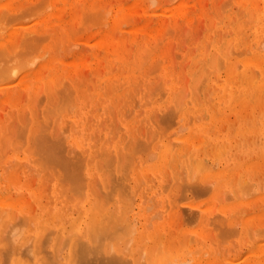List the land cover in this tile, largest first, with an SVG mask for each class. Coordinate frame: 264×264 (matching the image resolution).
<instances>
[{
	"label": "rangeland",
	"instance_id": "374dc122",
	"mask_svg": "<svg viewBox=\"0 0 264 264\" xmlns=\"http://www.w3.org/2000/svg\"><path fill=\"white\" fill-rule=\"evenodd\" d=\"M54 1H56L57 3L54 2ZM179 1H181V2H179ZM254 1H256V3H257L256 5H255V2ZM254 1L252 0L250 2V0H247V1L246 0H187V1L186 0H53V1L52 0L51 1L50 0H45V1L44 0H4V1L3 0H0V13H1V15L3 14L2 11H4V9L6 10L5 11L6 12L5 15L8 14V13H11L10 11L13 12L11 14H14L16 12L14 14L16 16H13L14 18L16 17V19H14L12 16H11L12 17L11 18L10 17V14L8 15L10 17V19L8 18V16L7 17L5 16L6 17V20L8 19L10 21L9 23H7V26L5 24L7 21L4 22L5 21L4 14L2 16L3 18L2 17L0 18V26H1V28H0V43L1 44L3 43L2 46H0V49H1V47L7 49L8 51L7 50L6 51L8 53H10V54L6 53V55L7 54L10 55L11 58L14 55L13 60H10L11 58L9 56H7L8 58H6V56L0 57L1 58L0 61L3 59V63L0 62V63H2V64H0V70H2V71L4 70V72H5V73H2V71H1L2 75L3 74H6L7 70H8V72L11 71L10 74L11 73L14 74L13 72H15L16 69L18 68V71L15 72V75H12L11 74L10 79L8 78L9 77L7 75L8 73L6 74L8 77L6 75H4V76L0 75L4 79L3 80V79L0 78V105L1 104L3 105V103H4L3 106H0V112H1L0 113V115H1L0 116V120L2 119L1 121L3 122V125H2L3 128L0 126V138H1L0 139V144H1V147H2L1 149H3V150H6L7 149L6 152L3 151V150L0 151L1 152L0 155H2V154L5 153L4 156H0L1 157L0 158V165H1L0 166V170H1L0 171V180H1L0 181L1 182L0 183V197L3 196L2 198H4V202H0V210L1 209H2V211L5 210L3 212L2 211L0 212V215L3 213V215H1V218H0V248H1V250H0V253H1L0 254V264H14V263L16 264V263H19V262H20V264H24V263H28V262H32V264H47L49 260H50V262H49L50 264L54 263V261L57 264H69L70 262H69V259L68 258H70V259L72 258L70 256L71 255L70 254V252H71L70 250L74 249V247H72V249H70L71 248L70 245L74 242V239L78 236V235H75L76 234L75 231L72 230L75 233L74 234L71 231V229H76L77 228V230H79V233L78 234H82V233H85V231L87 230V228L89 227V225L91 226V224H89L87 222L89 220H87L86 218L89 217L88 214L91 215L90 212H91L92 208H90V207H97L96 204H99V203L101 204L103 202V200H101L102 202H100V199L99 200L97 199L99 197V196L97 197V195H100V198H101V197H103L101 195L103 193H105V191H106V189L104 191V188L105 187L102 184V183H104V181L101 182L102 181L101 179H102V173L106 171L107 166H109L107 170L109 171V174H110V176H108V172L107 171L105 172V173H107L106 176H108L107 179H105V182L107 181V183L109 182L108 180H110L109 177H111V174H112L113 178L116 179L115 176H117V178H118V176L120 174L123 176V175L127 174V172H128V175H127L128 178L126 180L128 181V183L130 185H129V187H127L128 186V183L126 182L127 183V186H125L126 188L125 189L123 188L124 189V190L122 189L123 192L120 191V193H124V195L128 194L130 197L127 198L128 195L127 196H123L121 194L122 195V198H121V195L118 196V194H119L118 192L119 191H117V190H119V189L117 187H116L117 188L116 189L115 186H113V188L116 189V191L114 192V189L110 187L111 189H113L112 191L114 192L113 193V196L111 195L112 196V200L110 198L109 203H108L107 198L109 199L110 196L109 197H106V196H107V194L108 195H110V193L112 194V192H109L108 193V191H107L106 192L107 194L106 193L104 194V196L106 195L105 198H106V201H107V206H106V204L105 205H102L103 207L105 206V208L103 210V207L102 206L100 207V204H99L98 207H100L102 209H100L98 207L96 209L100 210V212L98 210L93 212L95 214L92 215V216L98 215L100 213L99 214L100 216L98 215V218H97V216H95V218H93L92 221H89L91 223L93 222V227L94 228H95V226L97 225L98 222L99 223L102 222V220H101L102 217L101 216H103L102 219L104 220V224L107 223L106 222L107 219L110 220V221L108 220V223H107L108 225H110L109 228L107 226L108 231H110V233L107 231V234H109L108 236L110 237L111 233L114 234L115 231L118 232V234H114L115 237L117 236L116 238L113 235H111L110 238H107L106 237L109 241L105 239L106 241L104 240L102 242L103 243L102 244V247L105 245V243H106V246H107L109 244L108 242H110V241H111L110 244L112 243L111 245H113L115 242H118L117 245H119L124 251L126 250L125 248H127V246H128L127 249H129V252H128V250L125 251L124 252L125 255H127L128 257H130L131 255H129V254L132 253L134 257L137 256L136 258L138 259V261H139V257H142V254H138L136 252H138L139 250H141V251H139L140 253H143L144 252L143 257H142V259L144 258V260H140V263L141 264L143 262H144L143 264H150L151 261L149 262V259L146 258V256L152 257V255H153V257H155V255H156V257H157V255H158V257H159V255H161L162 251H163V256L162 255L160 256L161 257V260L160 259H157L155 264H159V261L162 264H165V263L166 264H169V263L170 264H179V263L180 264H188V263L189 264H203V263L204 264H207L206 262H208V258L210 259V256H211V258L214 257V259L212 261L214 263H212V264L218 263V260H219V262L222 261L223 264H226V261H227L226 259L227 258H230V260L235 261L236 260L235 258L234 259H231L233 256H235L236 258L237 257L239 258V259L237 258V260L234 263L236 264V262H237V264H241V262H243L244 259L246 260L250 256V255H247L248 254L247 253L248 251L250 253H251V251L254 252V254H253V252L251 253V256L250 257H252V256L255 257L256 256L257 259L258 258L260 259V260H258L259 261L258 262L255 258L252 257L254 260L252 259L253 262L251 263V258H248L251 264L256 263V261H257L258 264L259 263L260 264H264V258H262V257H264V252H261L260 253L261 250L264 251V249H261V247H260V246L264 245V229L258 230L259 228H264V225H262V224H264V221H262V220H264V218H262V217H264V213H262V212H264V198H262V197H264V193H262V192H264V177H262V176H264V170H262V168H264V166H261V168H259L258 165L255 166L256 161L258 162L260 160L259 162H262L261 160L264 159V151H262V150H264V127H262V126H264V106H262V105H264V95H262V94H264V91H262V89H259V88H257L254 92L251 90V89H253V86H255V85H257V87H258V85L260 83L264 84V82H260L261 80L264 81V76H262V75H264V71H262V68H264V65L259 66L261 64V61H262L261 60V57L264 56V45H261V44H264V38H261L262 40L259 39L256 42H255V40H252L251 39L252 38V33H253V28H255V26L257 24L256 21H257L258 16H259V14L264 13V4H262V3H264V1H261V0H254ZM43 2H44V6H42L43 5L42 4ZM249 2L250 3H253L255 6L253 4H252L253 5L252 7L248 6V5H250ZM24 3H25V5H24ZM78 4H79V6L81 4V7H78ZM127 4H128V6H127ZM19 5L20 6L23 5V6L20 7ZM177 5H178V7H177ZM182 5H183V7H182ZM133 6L134 7L136 6L135 7V10H132V9H134ZM259 6H261V10L258 11V12L257 11H254L253 13L255 15L249 14V13H251L252 10H254L253 7H257V9H260ZM176 7H177V9H176ZM23 8L25 9L26 13H25V11H24ZM39 8H40V10L37 12L36 10H38ZM57 8H58V10L59 9H61V10L58 11ZM251 8H252V10H251ZM106 9L109 10V11H107V13H106ZM181 9H183V10H181ZM220 9H222L220 12H222L224 10L223 13H220L219 12ZM30 10L32 11V13L30 12ZM99 10H101V12ZM239 10H240V13L242 15L239 13ZM55 11L57 12V14H55ZM214 11H216V12H214ZM261 11H262V13H260ZM59 12H61L62 14L60 15ZM70 12H71V14H70ZM91 12L92 13L94 12V13L92 14ZM55 15H57L59 17H56ZM250 15H252L253 18H251L252 16H250ZM101 18H103V19H101ZM208 18H210V19H208ZM1 19H2V21H1ZM247 19H250V22H248ZM104 20H106V22ZM149 20H151V21H149ZM172 20H173V22H171ZM246 20H247V22H246ZM213 21H216L217 22V23L215 22L216 23L215 26H213L214 24L212 25V23H214ZM54 22H55V24H53ZM245 22H246V24H245ZM1 23H4V25L3 24L1 25ZM79 25H80V28H78ZM82 25H84V26H82ZM207 25H208V27H207ZM241 25H242V28H243V29L241 28L242 31H241V29L239 30V28H238V27H241ZM132 26H133V29H132ZM141 26H143V27H141ZM159 26H160V28H159ZM3 27H5V28L2 29ZM127 27L130 28L131 30H129ZM84 28H86V29H84ZM141 28H142V30H141ZM153 28H154V30H153ZM235 28H236V30L238 29L237 32H236ZM163 29H164V31H163ZM184 29H187L186 30L187 32ZM11 30H13V31H11ZM71 30H72V32H71ZM229 30H230V32H229ZM62 31L65 32V33H63ZM206 31H207V33H206ZM26 32H27V34H25ZM30 32H33L35 34V36H33L34 34H31ZM42 32H43V35H45V36L42 35ZM239 32H241V33H239ZM243 32L246 34L244 36V38H246V39H244L245 42L246 41L247 42L249 41L248 43H246L248 45V46H246V48L243 47V43H241V41H239V43L236 42L237 38L239 36H241V35L244 34ZM11 33H14L15 36L13 34H11ZM28 33H30V34H28ZM48 33H49V35H48ZM60 33H61V36L62 37L61 36H58V35H60ZM170 33H172V34H170ZM183 33L185 34V36H184ZM219 33H220V38H219ZM8 34L9 35L11 34V36H13V38L10 37V40H9L7 38V35ZM63 35H65V36H63ZM209 35H211V37ZM234 36H236V37H234ZM34 37H35V40L37 39L36 40L37 42H35ZM66 37L68 38V40H67ZM5 38H7V39H5ZM15 39H16L17 42H13V40L15 41ZM207 39L209 41H206ZM24 40L26 42L28 41L27 44H26V42ZM31 40H33V41H31ZM157 40H160L161 43H159L160 41L158 42ZM181 40L182 41L184 40L183 43H182ZM260 40L262 41V43L259 42ZM156 41L158 42L157 44L155 43ZM10 42H12V43H10ZM22 42L23 43L25 42L24 45H27V46H24L22 44ZM30 42H32V44L35 45V46L32 47L31 46L32 44L30 45ZM33 42H35V43H33ZM62 42H64V43H62ZM152 42L155 43V46H154L155 48L150 47V46L153 45ZM208 42H209V44H208ZM20 43L23 45V47H21V44ZM39 43L41 44V46L39 45ZM113 43H114V45H113ZM148 43H150V44H148ZM205 43H206V45H205ZM231 43H232V46L230 45ZM9 44H11L12 47L15 46L14 48H12L14 50H12V49L9 50V48H8L9 47ZM18 44H20V45H18ZM130 44H132V45H130ZM142 44H143V46H144V48L146 50H147L148 47L150 48V50H151V48H153L152 51H150V53L148 54L146 52V50H144ZM28 45H30V46H28ZM110 45H111V48L109 47ZM249 45H253L252 46V50L248 48ZM258 45L262 46V48L258 47ZM3 46H6V47H3ZM56 46H57V48H56ZM229 46L232 47L233 53L231 51H228L229 53L226 52V49L230 48ZM17 47H18V50H16V52H15V49H17ZM29 47L34 48L33 50L36 49L35 50L36 53L34 51H33L34 53L32 52L34 54L33 56H35V54H36L35 57H33L31 55L32 54V53H30L31 52V50H30L31 48H29ZM205 47H206V49H205ZM54 48H56L57 50L54 49ZM58 48H60V50ZM162 49L164 50L163 53H162ZM26 50H29V51L26 52ZM245 50H247V52ZM12 51L15 52V54ZM57 51H60V52L57 53ZM144 51L146 52L147 55L145 53H142ZM241 51H243V52L242 53H239ZM215 52L218 54V56L215 55L216 54ZM175 53H177V56H176ZM213 53H214V56L212 57L211 54L213 55ZM238 53L240 55H237ZM4 54L5 53L2 50L1 55H4ZM143 54H145V55H143ZM204 54H205V56H204ZM247 54H248V56H251V57H254V55H257V56L259 55L261 57L259 58V56H258V58L260 60V61L257 60L259 62L258 65H255L254 67L251 66L253 68V70L255 69L254 71L253 70L251 71V68L250 67H249L250 69H248L249 72H252L251 75H253V76L255 75V77L251 76L252 78H255L254 80H252L255 85L254 84H252V85L251 84H248V82H249L248 81L243 87H241L239 85L237 86V84L241 82V79L245 83V80L243 78H241V77H243V75L240 74V70L242 71L244 69V66L242 65V63L245 60L244 57L248 58ZM40 55H43V56L41 57ZM15 56H17L16 59H15ZM215 56H217L216 57V61H218V62H219L220 59H223L222 60V63H221L222 65L219 62V68L221 67L219 69V71L215 70L217 68L216 66H218V63L217 62L215 63V59L212 60L213 58H215ZM257 56H255L256 59H257ZM26 57H28V58H26ZM143 57H145L146 59L144 58L145 59L144 60ZM18 58H20V59H18ZM29 58L33 59L34 61L33 60L32 61L34 63H30L29 62V60H30ZM158 58L161 61V62L158 63V64L161 63V65H160L161 67H159V68H158V65L156 64ZM262 58H264V57H262ZM6 59H7V61L10 64L6 61ZM26 59H27V61L31 65L26 61ZM234 59H235L236 62H234ZM16 60H18V61H16ZM12 61L14 62V65L17 64L16 65L17 68L15 67L16 69H14V70H12L13 69V66H14V65H12L13 64ZM20 61H21V63H19L20 65L18 66V62H20ZM46 61H48V62H46ZM54 61L55 62L57 61L58 63H55ZM68 61H70V62H68ZM155 61H156V63H154V64H156V68H155V72H154V69L151 68V67L154 66V64L152 62H155ZM166 61L169 64H167ZM26 62H27V64H26ZM233 62L236 63V66H235L236 68L235 69L233 67L235 65ZM7 63H8V65H11V66H8ZM38 63L39 64L42 63L43 65L41 64L39 66ZM209 63H210V65H209ZM4 64H6L7 66H5ZM23 64H24V66H23ZM174 64H175V66H174ZM262 64H264V63H262ZM97 65H98L99 68L97 67ZM139 65H140V67H139ZM237 65H239V67H237ZM252 65H254V64H252ZM182 66H183V68H182ZM257 66H259L261 69L259 67H257ZM6 67H8V68L11 67L12 69L10 68V69L5 70ZM19 67H20V69H19ZM21 67H22V69H21ZM40 67H43L42 69L44 71ZM230 67L233 69V72L232 73H234V74L236 73V75L238 74L237 77L234 74L228 73L229 71H232V69H230ZM36 68H39L38 70L41 69V71H43V72L40 71V73H41L40 74L39 71ZM150 68L153 70V72L152 71L150 72V70H151ZM156 69H157V71H156ZM30 70L32 72L31 74H30ZM94 70H95V72L97 74L94 72ZM147 70L150 73L149 72L146 73ZM159 70H161L162 73ZM214 70L216 71V73H215ZM33 71H34V73H33ZM97 71H99L101 73H99ZM122 71L125 72V73H122ZM185 71H187V72H185ZM78 72H80V73L78 74ZM84 72L87 73L86 76H85L86 73L84 74ZM199 72L202 73V74L200 73L201 75H204V74L206 75V79H205L204 76H201L202 78H204L203 80H201V81H203V82H200L201 84L199 83V79H200L199 78L200 77ZM42 73H43V75H42ZM53 73H55V75H53ZM112 73H113V75H112ZM160 73H161V75H158ZM33 74L35 76H37V77H35ZM37 74H39V75H37ZM137 74H139V76H136ZM40 75H42V76H40ZM52 75H53V77H51ZM108 75L109 76L112 75V78H111V76L109 77ZM197 75L199 76L198 78H197ZM232 75H234L236 77V78L234 77L236 79L235 86L241 87V89L243 90L244 94L246 95V96H244V94H243L241 97L234 99L237 103L236 102L235 103H228V92H227V95L225 94L226 93L225 91L229 88L230 83H232V79H230ZM92 77L94 79H91ZM156 77L158 78V80H157ZM15 78H17V79H15ZM82 78H84V79H82ZM218 78H219V80H218ZM252 78H250V79H252ZM160 79H161V81H159ZM186 79H187V81H186ZM196 79H197V81H195ZM37 80L39 82L41 80V82L38 83ZM66 80L69 82V84L66 82ZM92 80L95 81V82H92ZM257 81H259L260 83L259 82L257 83ZM29 82H30V84H29ZM48 82H50L49 85H48ZM91 82H92V84L94 83L93 85H96L95 88H94V86H91ZM108 82L110 83V85H111L110 87L111 88L109 87V83ZM159 82H161L162 84L159 83ZM250 83H251V81H250ZM36 84H39V87ZM157 84L158 85H162L160 87L164 91L166 90L165 93L163 92V90L161 91V89L159 88V86H157ZM197 84H198V86L200 85V87H198ZM60 85H61V87H60ZM69 85H71V86L68 87ZM169 85H171V86H169ZM224 85L227 88L225 90L223 89V86ZM51 86H53L55 90L57 89L56 87H58V89L55 91L54 89H52L53 87H51ZM115 86H119V87L116 88ZM172 86L175 87V89ZM32 87H34V88H32ZM91 87H93V88L91 89ZM139 87H141V88H139ZM209 87H210V89H209ZM261 87L264 88V85H262ZM50 88H51V90H50ZM114 88H116V89H114ZM137 88H138V90H137ZM213 88H216V89H213ZM134 89H136V90H134ZM153 89L154 90L157 89L156 91H160V92H157L158 94L157 93L155 94V92H154ZM196 89H199V90L197 91ZM9 90H11V91H9ZM46 90H49L50 92L49 91H46ZM53 90L55 92H57V94L55 92H53ZM150 90L153 91L151 96H150V94H151V91ZM20 91H22L23 94ZM34 91L35 92L38 91L37 93L39 95H37V93L35 94ZM77 91H79L80 93L77 92ZM208 91H209L210 95H208L209 94ZM258 91H259V93H258ZM31 92H32V94H31ZM47 92L49 93V95H48ZM87 92L89 94L91 93L90 95L89 94L87 95V96H89V99L85 95V94H87ZM204 92H206L207 94L204 93ZM20 93H21V95H20ZM54 93L56 94V95H53L55 98L52 96V94H54ZM59 93H60V95H58ZM81 93L84 94L86 96V98ZM99 93H100V95H99ZM234 93H235V91L233 93H231V100L233 99ZM253 93H255V94H253ZM148 94L150 96L149 99L147 98ZM168 94H170V95L168 96ZM69 95H71V96H69ZM177 95H178V97H177ZM182 95L184 96V98L182 97ZM197 95H198V97H197ZM219 95H220V98H218ZM21 96H22V99L23 100L20 99ZM35 96H36V98H35ZM83 96H84V98H82ZM123 96H124V98H122ZM141 96H144V97H141ZM161 96H163V97H161ZM243 96H244V98H243ZM120 97H121V99H120ZM208 97H209L210 100H208ZM246 97H248V98H246ZM256 97H258V99ZM57 98H58V101H57ZM61 98H62V100H61ZM198 98H199V100H198ZM200 98H201V100H200ZM245 98L247 100L245 102V104L246 103L247 104L248 103H251L250 105H247L248 107H250L251 111H249L250 109L247 108V106L244 104ZM14 99L17 100V102H21V103H17ZM18 99H19V101H18ZM69 99L73 103L68 102ZM147 99L149 100V102L147 101ZM178 99H179V102L180 103H181V101L183 102L182 103V106H180V107H178L177 102H176V101H178ZM243 99H244V101H243ZM10 100L11 101L14 100V102L13 101L10 102ZM195 100H196V102H195ZM224 100H226V102H224ZM1 101H3V102H1ZM30 101H31L32 105H31V103H29ZM35 101L36 102L38 101L37 102L38 105L36 104ZM49 101L50 102L51 101H54V102L53 103L52 102L50 103ZM59 101H61V102L59 103ZM210 101H211V103H210ZM242 101H243V103H241ZM259 101L261 102V104H259ZM74 102H75V104H74ZM113 102H114V104H113ZM166 102H169L170 105L173 106V107H171L169 105V103H166ZM179 102H178V104H179ZM232 102H233V100H232ZM39 103H40V105H39ZM68 103H69V105H72L73 104V107L68 106L67 105ZM163 103L166 104V105H164ZM34 104H36V105H34ZM98 104H99V106H98ZM232 104H234L235 107H233L234 105H232ZM115 105H117V106H115ZM22 106H24V107H22ZM35 106H39V108L38 107H35ZM52 106L55 108V110L52 109L53 108ZM65 106H68L67 109H71L72 108V110L71 111L70 110L67 111V109H64V108H66ZM97 106H98V110H92V109H94V107H97ZM112 106H114V107H112ZM241 106L243 108H239ZM254 106H256V107H254ZM59 107H60V109L62 108L63 111L60 110ZM169 107H171L173 109V111ZM36 108L40 109V110H38L39 112L36 111L37 110ZM45 108H48V109L50 108L51 112H50L49 115H48V112L50 110H46ZM113 108H114V110H113ZM244 108H245V111H244ZM254 108L256 109V111H255ZM257 108L260 109V110H258ZM24 109H26L28 112L27 111L24 112ZM56 109H59V111H61V112L58 111L59 113H57L59 116L54 113V112H56ZM236 109H238L239 111L236 110ZM90 110L92 111V113H91ZM174 110H176L177 112L176 111L174 112ZM22 111H23V113H22ZM52 111H54V112H52ZM114 111H115V113H114ZM139 111H140V113H139ZM154 111H157V113L154 112ZM246 111L249 114H251L252 116L250 117L249 114ZM253 111H254V114H253ZM20 112H21V114H20V117L21 118L19 119L18 116H19V113ZM14 113H15V116H13ZM24 113L25 114L28 113V114L25 115ZM37 113H38V115H40V117H37L38 116ZM52 113H53V115H52ZM90 113H91V115H90ZM138 113H139V115H138ZM161 113H163V114L161 115ZM211 113H213V114H211ZM23 114H24V119H23ZM156 114H158V116L159 115H161V116L158 117ZM171 114H172V117H173V114H175L176 116L174 115V118L172 119V117L170 116ZM216 114H217V116H216ZM236 114H239V115H236ZM242 114H244L245 116H242ZM32 115H34V117ZM153 115H156V116H153ZM166 115L169 118L166 117ZM191 115H192V118L189 117ZM195 115H198V118ZM254 115H256V118L254 117ZM114 116H115L116 119H114ZM133 116L136 117V120H135V118ZM151 116L153 117V120L155 119L154 120L155 123L151 120L152 119ZM225 116H227V118ZM12 117H14V118H12ZM15 117H16V119H15ZM46 117H49V119H51V120H48V121H50V122H48L50 124L43 123V122H46V120H47ZM57 117L58 118L60 117V118L58 119ZM155 117H158L159 118V121H157L158 118H155ZM164 117H166V118H164ZM195 117L197 119H195ZM243 117H245V119ZM252 117H254L255 119L252 120L253 119ZM38 118H40V119H38ZM89 118H91V119H89ZM210 119H212V121H210ZM36 120H37L38 123L36 122ZM38 120L43 121L42 123L40 122V124H42V125L39 124V121ZM115 120H117V121H115ZM132 120H133V123H135V125H133ZM167 120L169 121V123H167ZM173 120H174V122H172ZM189 120H190V122H188ZM231 120L233 121V123H232ZM251 120L254 121V122H252ZM161 121H162V124L160 123ZM235 121H236V123H234ZM2 122H0V124ZM27 122H28V124H27ZM56 122H58L59 125L64 126V129H63V127L61 128L60 126H58V123H56ZM116 122H118V123H116ZM251 122H252V124H251ZM23 123L26 124L27 127H26V125H22ZM35 123H36L37 126L39 124L38 130H40L41 131V134H42V135H38V136L41 137V136H44L46 134L47 135V136L45 135L46 139H44L45 137H43V139L44 140H47V141L44 142V143L46 145H50L52 143L50 145V147H51L50 150H52V146H53V150H54V147H57V149L58 148H62V146H64V144H65L64 150L62 149L63 154H62V151L59 152V154L61 153V155H64L63 157H65V160L67 158L69 159L70 157L73 156L74 158L72 157L71 158L72 160L71 159L70 160L72 162L75 161V164L77 163L76 161H78V159H79L78 162L80 164L82 162L81 161L82 158L83 157L84 158L86 157L85 159L83 158V160H84V162H82V164L84 163L83 164L84 166L82 165L83 169L80 168V170L82 169L81 171L83 172V174H82L81 171H79L80 174H82V176L85 175V178H86V180H84L85 182L83 181L86 186L85 185L83 186V182H82V186L84 188H86V190H84V188L81 186L83 188L82 191L83 192L85 191L86 193L81 192V189H79L78 187H77V189L80 190V193H79V191L77 192V190L75 192V189L74 190L71 189V190H73L74 195L72 193H70L71 192V191L69 192L70 187L68 188V186L65 183L66 181L64 182V180L67 177L65 175H63V171H61L62 172L61 175H60L61 172H57L60 175L59 178L57 176L58 175L57 173H54V175L51 173L50 174L51 175L50 177H54L57 174L56 175L57 178L54 177V178L50 179L51 180L50 182H48L49 181L48 178H50L48 175L51 172V170L49 168L50 166L47 165L48 167L47 168L45 167L46 166L45 163L48 164V162H47L48 159H46L45 162H43L44 160H42V162L44 163V166L42 165L43 163H41L40 160H39L40 163H37V164L35 163L36 162L35 159L38 157V156L36 157V155H35L36 150L38 151L39 145H40V147H42V145L38 143V147H37L38 149H36V150L33 149V148H35V145H37V144H35V141H36L35 140L36 139L35 136H37V133H35V131H37V128H36L37 126L35 125ZM100 123H102L103 125L100 124ZM115 123H116V125H115ZM129 123H131L133 126H131ZM163 123H164V125H163ZM170 123L171 124L174 123V124L171 125ZM8 124H9V126H8ZM87 124H89V125H87ZM168 124H170V125H168ZM201 124H202V127L205 126V125H208L209 127L208 128H202L201 126H199ZM101 125L103 127H101ZM113 125H115V126H113ZM161 125H162V127L164 126L165 128L162 129L161 128ZM251 125H252V127H250ZM254 125L256 126L255 129L258 128V131H259V132H257V130L254 129V131H256V133L258 134V135H255L254 134L257 138L255 136H253V132L254 131H253L252 128H254ZM22 126L25 128V129L23 128V130H22V132L25 130L24 131L25 132L24 136L22 135L23 138H21L22 137L20 135L21 132L19 131V130H21L20 128ZM34 126H35L36 129L34 128ZM41 126H43V127L41 128ZM56 126H58V127L56 128ZM65 126H67V127H65ZM117 126H121V128L120 127H117ZM128 126H130V128ZM183 126H184V128H183ZM31 127H32L33 130L31 129ZM114 127L116 129H114ZM138 127H139V129H138ZM155 127H159V128H155ZM43 128L47 130L48 134H47V132L44 131ZM200 128H202V129H200ZM236 128H238V129H236ZM241 128H243L242 131H240ZM249 128H251V130H247ZM154 129H155V131L153 132ZM165 129H167V130L165 131ZM53 130H56V131L54 132ZM58 130H60V131L63 130L65 132L64 133L65 139L62 138L63 137V132L61 131L62 132L61 133ZM132 130H134V131L132 132ZM150 130H152V131H150ZM161 130H163L165 132L162 133ZM233 130H235L234 132H236V131L237 132L234 133ZM12 131H13V134H15V132H16L15 136L11 134ZM42 131L44 133H42ZM111 131H115V132L113 133ZM158 131L161 132V133H159ZM29 132H33L35 134V136L33 137V140H34L33 143H34V145L30 142V141H32L31 138H32V136L34 134L31 135V133H29ZM53 132H54L55 135L58 134V136H56V137H55V135L53 136L54 137V140H56L55 138H58V137H59V139L62 138V139H60V140H62L61 143H59L60 140L57 139V142L59 140L58 143L62 145V146L60 145L61 147L59 145H55L54 146V144H56L57 142H55L54 140H52L53 137H51V135H53V134H51V133H53ZM59 132H60V134H59ZM172 132H174V133H172ZM18 133H19L20 136L18 135ZM95 133H96V135H98V137L95 136ZM130 133L132 135H130ZM10 134H11L12 137L13 136L14 137L13 138H10V139L8 138L9 140H7L6 143L3 142V141H6L7 137H9ZM28 134H30V135L28 136ZM155 134H156V136H155ZM187 134H188V136L190 138L191 137L192 138L193 137L194 138L195 137L198 138V136H200V138H201V136H202L205 141L204 142L201 141L200 138L198 140H196V138L193 139L195 141L194 142L195 145H190V146L189 145L188 146L185 145L184 146V149L185 148L187 149V147H189L187 149V151L185 150L186 151L185 152L182 149L183 148V145L185 144V140H183V137H185ZM193 134H194V136H193ZM5 135H7V137ZM16 135H18V136H16ZM48 135H50V136H48ZM38 136H37V138H38ZM133 136H135L134 137L135 139L133 138ZM146 136H148L149 138L146 137ZM152 136H153L152 140L149 141ZM179 136L182 137V138H178ZM249 136L252 138V140H251V138ZM40 137H39V139H40ZM3 138L5 140H3ZM235 138L238 139L239 141L236 140ZM48 139H49V142H48ZM93 139H94L95 142L93 141ZM133 139L135 141L137 140L138 142H140L139 140H142V139L146 142L147 141L146 139H148L147 145H148V143H150L149 144L150 147L148 146L147 149H149V150H146V146L143 147L141 145V147H142V151L143 150L144 151L146 150L144 152L145 155H149L150 157L149 156H145L144 153H142V151L140 149L141 148L140 147V144H138V142L136 141L137 142V145H136V142L133 141ZM169 139H170L171 142H167V141H169ZM231 139H233V140L235 139L234 142L235 141H237V142L233 143V140H231ZM248 139H250V141ZM21 140L22 141L23 140L25 141V142L23 141L24 143H23V146L22 147L20 146V144L22 145V141ZM143 140L140 142L141 144L144 143ZM20 141H21V143H20ZM129 141L131 143H134V144L130 145L131 143ZM173 141H175V143L172 144V146H170L171 148L167 147L168 149H170V151H168L167 154H165L164 156L162 155L163 158L166 156L165 159H167V161L164 160L163 158L160 159L159 157H161V156H160L159 150L162 149L161 148L163 146L162 144H164L165 142H167V144L165 143V146H167L169 143H172ZM199 141L201 142V145L202 146H200V142ZM14 142L15 143L17 142V144H19V146L17 144H14ZM53 142H55V143H53ZM62 142H64V144H62ZM222 142L224 144H226V145L228 144L227 145V148L225 150H223V148H222ZM7 143H8V146H5ZM67 143H68V146H67ZM94 143H97V144H94ZM11 144L12 145L14 144V146L17 145L18 148L20 147V152H19V149L16 146L15 147L17 149L16 148L11 149L12 148L11 147L12 146ZM178 144H179V146H178ZM229 144H235V146L234 145L232 146V145H229ZM2 145H4V146H2ZM134 145H136V149L140 147L139 148V151H137L135 149V147L133 148ZM216 145L220 148L221 151H223V152H220L221 154L218 153L219 150L217 149L218 147ZM103 146H104V148H103V151H102V147ZM205 146H207L206 150H205ZM3 147H5V148H3ZM50 147H48V148H50ZM130 147H132V148H130ZM31 148H32V150H31ZM73 148H75V149H73ZM85 148L87 149V152H84L85 151ZM180 148H181L182 152H179L178 151ZM231 148H232V150H231ZM44 149H46V148H44ZM67 149L68 150L70 149L71 152H70V150L68 151ZM77 149H78V151H77ZM95 149H96V152H95ZM129 149H131V150L128 151ZM176 149H178V150H176ZM33 150H35V151H33ZM82 150H84L83 152L86 153V156L83 155L84 153L82 154ZM110 150L113 151V153ZM124 150L126 152L123 153L122 151H124ZM134 150L136 151L135 154H134ZM55 151H57L56 148L54 150V153L56 155L58 152L56 153ZM67 151L70 153V155L67 154ZM79 151H80V153H79ZM92 151L94 153H92ZM101 151L104 152V153H101ZM212 151H213V153H212ZM28 152H32V153L34 152V153L31 154V153H28ZM51 152L53 154V151H51ZM74 152H75V154H74ZM90 152H91L92 155L94 154V156H92L90 154ZM117 152H118V154H117ZM120 152H122V154L124 155L123 157H122V154ZM130 152H131V154H130ZM147 152H149L150 154H148ZM161 152H162V150H161ZM40 153H42V152L40 151ZM64 153H66V156H68L67 158H66V156H65ZM100 153L101 154H105V155L102 156ZM152 153H153V156L151 155ZM176 153H178V154L180 153L179 154L180 157H178L179 159L177 158L178 154H176ZM45 154L42 153L43 156ZM59 154H57L58 157L60 156ZM108 154H110L109 157L112 156V155L115 156V158L112 156L113 157V160L112 159L110 160V163H112L113 165L112 164L110 165L109 160H107V159H109V157L107 156ZM127 154H129L130 157L133 156L132 158L135 157V159L129 158L130 160L131 159L133 160V161L131 160V162H129L130 160H128V158H127L128 155ZM75 155H76V158H75ZM81 155H83V156H81ZM167 155H168V157H167ZM173 155L177 159L173 158ZM199 155H201V156H199ZM79 156H81V158ZM105 156H107V157H105ZM34 157H36V158L33 159ZM52 157H55V156H52ZM58 157H56V158H58ZM91 157H93L92 160H91ZM112 157H110V158H112ZM144 157L147 158V159H145ZM248 157H249L250 160L248 159ZM60 158H62V157H60ZM60 158H59V160H60ZM88 158H89V160L86 161V159H88ZM118 158L121 159V160L119 161ZM122 158H124V159L122 160ZM126 158H127V160H126ZM208 158H209V160H208ZM253 158H255V159H253ZM32 159H33V161H32ZM99 159L100 160L102 159L100 161L101 163L103 161V163L107 165V166L104 165L106 168H104V166L102 165L103 163L100 164V162H99V164H98V160ZM34 160H35V162H34ZM51 160L52 161H56L58 159H56V160L51 159ZM160 160H161V162H160ZM10 161L12 162V164L14 162H16V165L12 166V164H11ZM48 161H50V160H48ZM116 161H118V163ZM162 161L164 162V165L163 166H165L166 168L163 167L162 164H159V163H162ZM165 161H166V163H165ZM175 161H176V164L174 163ZM249 161H252V163H249ZM61 162L64 163V160L62 159ZM72 162L70 164H72ZM87 162H89L90 164H88ZM119 162L120 163L122 162L123 165L119 166ZM169 162L171 163L170 165H169ZM198 162L201 165L198 164ZM215 162H216V165H215ZM243 162H244V164H243ZM17 163H19V164H17ZM240 163H242L243 165H241ZM253 163H254V165H253ZM38 164H41L43 167H45L48 172H46L45 169L40 170V169H42L41 168L42 166L41 165L38 166ZM51 164H54V163L51 162ZM66 164H69V163H66ZM79 164H78V166H79ZM193 164H194V166H193ZM246 164H249V166H252V167L254 166V167L253 168H251V167L249 168V166L246 165ZM56 165H57V162H55V166ZM96 165H98L99 168H97ZM159 165H161V167ZM244 165H245V167H244ZM259 165H260V163H259ZM262 165H264V164H262ZM17 166H19V167H17ZM67 166H66V168H68ZM89 166H91V168ZM110 166H111V169L112 170L110 169ZM143 166H144V168H143ZM171 166H173V167H171ZM176 166H177V168H176ZM192 166H193V168H192ZM195 166H196V168L197 167H200L199 171L200 170L201 171H200L199 174H198L199 171L195 168ZM246 166L248 167L247 169L249 171L251 169V171H252V172L250 171L251 173L250 172H247L248 170H246ZM69 167H72V165H69ZM123 167L127 171H125L124 169L122 170ZM134 167H135V170H134ZM139 167H141V168H139ZM156 167L157 168L160 167V168L157 169ZM202 167H205V168H202ZM17 168L19 170H17ZM61 168H62V166L61 167L60 166L59 167H54V169H56V170L58 169V171ZM142 168H143V170H142ZM145 168H147V170ZM233 168L234 169L237 168L236 170H237V173L238 174L236 172L235 173L237 175H239V176L234 175V173H233V170L234 169ZM10 169L11 170H14V171H16V170L18 171V172L16 171L15 173L13 172L14 176H13V174H11V176H13L14 179H15L16 178L15 175L17 173V175H20V176H18L19 178L17 177L18 179H20V181L18 179H16L15 180L16 182L14 181L15 182L14 183L12 180H10V178H9V174L11 173V170ZM62 169H64V168H62ZM74 169H77V168L74 167ZM117 169L118 170L121 169V170H119L120 174L118 172H116V171H118ZM144 169H145V171H144ZM160 169H162V170L160 171ZM165 169H166L167 172L164 171ZM193 169L196 172V174L199 176V177L198 176H195V177H198L197 179L200 181L201 184H204L205 181H206V183L204 185H200V183L195 179V177H194L195 173H192L194 175H191V177H189L190 176L189 174H191L190 171L194 172ZM238 169H240V172L241 171L242 172L240 173L238 171ZM92 170L95 173H93ZM152 170H154L155 173ZM223 170H225V171H223ZM226 170H228V171H226ZM8 171H9V173H8ZM71 171H72V169H71ZM75 171L77 172V170H75ZM100 171H102V172L100 173ZM121 171L124 172V173L126 172V173L124 174ZM218 171H219V173L221 171V174H218ZM53 172H55V170H53ZM135 172H138V174L136 173L138 175L137 178H136L137 175L135 176ZM143 172H147V174L146 173H143ZM205 172L211 173V174L208 175V179L202 177L203 174H205ZM222 172H224V175H223ZM231 172H232V174H231ZM243 172H244V174H242ZM6 173L8 174V176H7ZM92 173L95 174L96 177H94V175H92ZM31 174H32V177H31ZM65 174H66V172H65ZM68 174L70 175L71 173H68ZM80 174L77 175V176H80ZM144 174H146V175L144 176ZM168 174H169V176H168ZM241 175L244 176L245 179ZM33 176H34V178H33ZM62 176H65L66 177L63 180H61L62 182H64V184L61 183V182L60 183L57 182L58 179H60V178L62 179ZM106 176H104V177H106ZM182 176H184V177H182ZM205 176H206V174H205ZM234 176H235V179H233ZM89 177H91V179H93V181L91 180V182H94V179H96V180L99 181V183L98 182H94L93 184L92 183L89 184L90 183V180H88V179H90ZM167 177H168V179H170L169 182L167 181L168 180ZM227 177H229V178H227ZM25 178L28 181H32V182H30V183L29 182H26ZM75 178H74V180H75ZM80 178H81V176H80ZM123 178H124V176H123ZM123 178H122V180H120L121 178L120 179L118 178V180L116 179L115 182H118V181L123 182L124 181ZM190 178H191V180H192L193 183L190 182L191 181ZM192 178H194V179H192ZM220 178L222 180V183H219V182H221ZM34 179L36 180V182H35ZM41 179H43V180L41 181ZM77 179L75 180V182L77 181ZM6 180H8V181H6ZM81 180H83V177H82ZM184 180H186V181H184ZM207 180H208V182H207ZM210 180H212L213 183ZM239 180L242 183L241 182L239 183ZM242 180H244V182L246 181L244 184L247 183L248 185L247 184L244 185ZM4 181H6V182H4ZM38 181L41 182L40 185H42V183H43V186L42 187H39L41 189L40 190L41 192L43 190V192H42V193H44L43 196H40L42 194L39 195V193H38L37 196H35V193L37 194V192L35 190H37V188H38V186H37L39 184ZM68 181H70V180H68ZM138 181H141V182H139V184H137L139 186H136V183H138ZM23 182L24 183L26 182V183L25 184H22ZM55 182H57L56 185H55ZM188 182H190V184ZM87 183H88V185H90V189L87 187L88 186ZM161 183L162 184H164V183L166 184V185H164V186H167V188H165L166 190L163 189L164 186ZM179 183H180V185H179ZM231 183L232 184L235 183L234 186ZM250 183H251V186H249ZM27 184L29 185V187L26 186ZM45 184L46 185L48 184L49 186L47 185V187H44ZM59 184H63L65 186H67L66 187V190H67L66 193L63 190L64 193L61 192L59 194V192L61 191L60 187H63V185H59ZM68 184H71V183L68 182ZM94 184H97V187H101L100 189L103 192L102 194L101 193L100 194L99 193H94L95 191L96 192L97 191L100 192L99 191L100 190L99 188H98V190H96V188L94 187ZM108 184L111 186V184H113V182L111 181V184H110V182ZM119 184H121V183H119ZM187 184H189V185H187ZM195 184H197L198 186L195 185ZM240 184L244 185V186L241 185L240 187H242V189L244 188V190H245V192L243 190V192L241 194H239L240 191H238L240 189V187H239ZM98 185H100V186H98ZM102 185H103L104 188L102 187ZM113 185H115V183ZM123 185H124V183L121 184V185H119V188L120 187H123ZM160 185H162V186H160ZM69 186L73 187L74 185L73 186L72 185H69ZM179 186H181V187H179ZM196 186L199 187L198 190L196 189L197 188ZM205 186H207V187L210 186V187L207 188ZM216 186L217 187L220 186L221 188L220 187L219 188L222 189V190H224L223 191L224 193L219 188L218 189L220 191L217 190V192H215L216 191L215 190L216 189ZM222 186H223V188H222ZM231 186H233V187H231ZM108 187L109 186L106 185V188H108ZM238 187H239V189L237 190ZM6 188L8 190H6ZM27 188L30 189V190H28ZM43 188L46 189L47 191L49 189L48 192H49L50 195H51V193H52V195L54 194L52 196V198H50L51 201L53 200L52 202H50V200L47 201L49 199V197L48 198L47 197L45 198V196L48 195V192L46 190H44ZM55 188H57V189H55ZM91 188H92V191L94 190V192H93L94 194L93 195H95V196H93L92 194L90 195L89 192H90ZM128 188H131L132 194L131 193L129 194V192H131L130 189L127 191V193L124 192ZM171 188L174 191V193L171 190ZM177 188H179V190H177ZM249 188L250 189L252 188V190H250ZM4 189H5V191H4ZM87 189H89V190H87ZM111 189H109V191ZM134 189H136V190H134ZM188 189H190V190H188ZM248 189L251 192L252 191L253 192L251 193L250 191H248ZM180 190L183 191V192H179ZM186 190L188 192V193L186 192L187 194L184 193ZM200 190L201 191L204 190L203 191L204 193L203 192H200ZM189 191L191 193L194 192L192 194V196H191V194H190ZM226 191H230V192H226ZM236 191H238V193ZM6 192H8L9 194H12L13 193V195H10L9 196V194L6 193ZM33 192H35V193H33ZM169 192L171 193V195H170L171 197L169 196V194H170ZM175 192H179V193L178 194L176 193L177 194L176 195ZM210 192H211V194H209ZM225 192H226V194H225ZM75 193H77V194L79 193L78 194L79 196L78 197L75 196V195H77ZM81 193L85 194V199H83V197H82L83 194H81ZM227 193H229L231 196L229 194H227ZM234 193H235V195H234ZM244 193L245 194L248 193V195H245ZM30 194H32V195H30ZM45 194H47V195H45ZM67 194L70 195L71 197L73 196L74 199L73 200L67 199V201H65L66 200L65 199V196ZM88 194H89V197H88ZM142 194H144V195H142ZM174 194L176 196H174ZM181 194L185 195L186 198L182 197V199L181 198L179 199V197L183 196ZM212 194H214V195L216 194V196H218V195L219 196L217 198H215V196L212 195ZM236 194H239V195L236 196ZM223 195L225 196V198L223 197ZM173 196L175 198H173ZM187 196H189V197H187ZM206 196H208V198ZM220 196H221V199L223 198L222 200H220V198H219ZM24 197H26V198H24ZM33 197H34L35 200L32 199ZM76 197L78 199H76ZM79 197H80V199H79ZM92 197H93V199H91ZM131 197H132V199H131ZM176 197L179 199L178 201H177V198ZM226 197H228L229 199H226ZM66 198H69V197L66 196ZM88 198L90 199L89 201H88ZM113 198H115V199H113ZM243 198H245V199H243ZM248 198H249V200H248ZM11 199H12L13 202L11 201ZM44 199H46L45 201H47V202H44ZM81 199H83V200H81ZM102 199H104V198H102ZM120 199H122L123 202L124 201L125 202L122 204V202H121L122 200H120ZM165 199H166L167 204H165ZM6 200H9V201L5 202ZM20 200H22L23 202L26 201V203L24 204ZM27 200H28V202H27ZM39 200L42 203L44 202L43 205L40 204L41 202ZM85 200H87L88 203ZM0 201H1V199H0ZM75 201H80V202H76L77 205L76 204L73 205V203ZM95 201H99V203H94ZM29 202H30L31 205L33 204L32 207L30 205V209L27 206V205H29ZM64 202H65V204H64ZM172 202H173V205H172ZM186 202H189L192 205H190L189 203H186ZM4 203L6 205H3ZM50 203H51V205H50ZM83 203L85 205L87 204V206H85ZM89 203H91V205ZM9 204H11V205H9ZM220 204H221V206L223 208L226 206L225 207L226 209L224 208V210L222 211V207L220 206ZM13 205H16V206H13ZM25 205L27 206V208L25 210H23L26 207ZM40 205H42V207H40ZM89 205H90V207H89ZM92 205H94V206H92ZM204 205L205 206L207 205L208 209L211 208V211L210 212H207L209 210ZM229 205H231V206H229ZM47 206L48 207L50 206V212H47V210L49 211V209H48ZM165 206H168V207L165 208ZM170 206L171 207L172 206L173 207L175 206V207L174 208H171ZM176 206H177V208H176ZM181 206H182V208H181ZM201 206L204 207V208H202ZM227 206H229V207L227 208ZM12 207H14V208H12ZM21 207L23 209H21ZM243 207H244V211L245 212H243V210H242ZM3 208H5V209H3ZM10 208L13 209L12 212H10L11 211ZM239 208H241V209L239 210ZM81 209L83 211H82V213H80V216H79V215H77V213L79 214L78 211H80ZM123 209H124V211H123ZM175 209L178 210L177 211V214H176V210ZM179 209H180V211L181 210H183V211L180 212ZM44 210H46V213L47 214L44 213L45 212ZM93 210H95V209H93ZM105 210H107V211H105ZM246 210H248V211H246ZM21 211H22L23 214H21ZM122 211L124 213H122ZM126 211H128V212H126ZM214 211H215V213H218L220 215L219 218H222L223 217L221 220H224V222L226 223V226L228 224L227 222H228L229 219H231L233 221V222L230 221V223H229L230 225H228V228L231 226L230 227V228H232L231 231L234 230V229L238 230L237 233H234L236 230L235 231H232L234 238L232 236H229V237H232L233 239L232 238H228V235L229 234L230 235L232 234L231 231H230V229H228V231L224 232V235H223V232L222 231L224 229L220 230V228H222L220 226L221 220L220 219H217V217L219 215L218 214L215 215ZM227 211H228V213H227ZM8 212H10L12 214L11 217H10V213H8ZM13 212H14V214H13ZM54 212L56 214H54ZM73 212H75V213H73ZM96 212H98V214ZM111 212H112L113 215H110ZM125 212H126V214H125ZM174 212H175V214H174ZM192 212H193V214H192ZM31 213H32V218L34 217L33 218V223H32V218L29 217L31 215ZM48 213H50V214H48ZM101 213H102V215H101ZM120 213L123 214V215L121 216ZM189 213H191V215L194 216V218L197 217V218H195L196 220L193 217H191V215H189ZM194 213H196L197 216L194 215ZM240 213H242V214H240ZM28 214H30V215H28ZM37 214L38 215H41V216H38ZM169 214H171V215H169ZM205 214H206V217H204ZM211 214H213V216L215 215V217H213ZM15 215H19L21 217H18L17 216L15 218ZM69 215H72V216L68 217ZM150 215H151V217H150ZM168 215L171 216V218H169ZM179 215H181V216H179ZM202 215L204 217V220H203V217H201ZM235 215H236L237 218H235ZM27 216L29 218H27ZM35 216H37V218ZM51 216H54V219ZM92 216H90L91 219H92ZM110 216L112 218V221H114V218H117V220L118 219L119 220L117 221L115 219L116 223L113 225V223L115 221L112 222ZM233 216H234V218H233ZM22 217L23 218L24 217L27 218V220H24V219H21L20 220V218H22ZM74 217H79V219L78 218L76 219ZM225 217L228 218V219H226ZM50 218L52 220H50ZM172 218H173V220H172ZM188 218L189 219L192 218V220H189ZM224 218L227 220V222H226V220ZM12 219H13V221L16 219V221H14V222H16V226H14V222L12 221ZM28 219H31V220H28ZM39 219H41L42 222L41 221L39 222ZM44 219H45V221H44ZM56 219L57 220L59 219L58 220V226L60 227V229L58 228V226H57V228L56 227H53V226L56 225V222H57ZM64 219L65 220L67 219L66 222H65ZM72 219L75 222L76 221L77 222L76 223L74 222L75 224L74 223L72 224V221H70ZM94 219H95V221H94ZM176 219L178 221H176ZM180 219L183 220V221H181ZM251 219L253 220V223H252V221L250 223H248L249 220H251ZM7 220H9V221H7ZM22 220H23V222H22ZM48 220H50L51 223H48ZM125 220H127V221H125ZM132 220L135 221V222H133ZM187 220L189 221L190 225H189V223H188ZM202 220H203V223H202ZM207 220H208V223H206ZM215 220L218 223H216ZM218 220H220V222ZM235 220H237L239 222H237ZM244 220L246 222H244ZM17 221H18V223H17ZM20 221H21V223H20ZM25 221H26L27 224L25 223ZM96 221H97V223H95ZM121 221H122V224H120ZM131 221L133 223H135V224H132ZM171 221H173V222H171ZM212 221H214V223L216 225H214V223L212 224ZM30 222H31V224H30ZM78 222H80L81 227H80V225H79ZM204 222H205V224H204ZM224 222H222V223H224ZM62 223H64V224L62 225ZM99 223H98V225H99ZM167 223L168 224L170 223V224L168 225ZM245 223H247V225H245ZM21 224H23V225L21 226ZM102 224H103V222L101 223V225H99V227L100 226H104V224L103 225ZM156 224H158V225H156ZM176 224H177V226H176ZM203 224H204L205 227L203 226ZM11 225H13V226H11ZM28 225H29V227H28ZM31 225L33 227H30ZM37 225H39V226H37ZM44 225H46L47 228ZM69 225H71V226L74 225L76 227L75 228H71V226L69 227ZM78 225H79V228L77 227ZM124 225H125L126 229H124L125 228ZM161 225L163 227H161ZM172 225H174V226H172ZM197 225H199V227L201 229ZM234 225H236V227ZM243 225H244V228H243ZM40 226H42V228L44 227L43 229L46 230V232L48 234L46 232H45L46 233L45 234L43 232L44 230L42 231V229H40ZM50 226H52V228ZM121 226H123V229H122ZM133 226L135 227L134 232L132 231L133 230V228H132ZM155 226H157V228ZM213 226L214 227H218L219 226L220 228L219 227L218 228H219L220 233H218V231H216V230H218V228H214ZM224 226H225V224H224ZM64 227H66L65 230H64ZM112 227H113V229H112ZM118 227H119V229H118ZM164 227H166L167 230ZM193 227H195V228H193ZM5 228L7 229V231H6ZM29 228H31V229H29ZM38 228L41 231H39ZM213 228L216 229V230H214ZM10 229H12L14 231H16L18 229V231L13 232ZM19 229L20 230L22 229V230L20 231ZM52 229L56 233L57 232H60V234L62 236L59 233L56 234ZM66 229H67V232L70 233V235H68V236H67V232H65ZM155 229H157L159 232L157 233V230H155ZM171 229H172V231H171ZM199 229L201 230V234L203 233V230L206 229V230H204V231H206L205 233H208V236L209 237L212 235V237H210L212 239L209 240L208 239L209 237L207 236L205 241L204 240L201 241L202 239L199 237L200 236V233L197 234V231L198 232L200 231ZM209 229H211V230H209ZM50 230H52V231H50ZM77 230H76V232H77ZM112 230L114 232H112ZM128 230H130V231H128ZM151 230H153L154 235H152L153 233H152ZM187 230H189V231H187ZM208 230H209V232H211V234L208 232ZM225 230H227V227H226ZM19 231H20V233H19ZM149 231H151V233ZM185 231L188 233V235H187V233H184ZM42 232H43V236L41 235ZM169 232L172 234V236L170 235ZM173 232H174V234H173ZM221 232H222V234H221ZM227 232H229V233L226 234L227 235L226 236L225 233H227ZM243 232H244V234L245 233L246 234L245 235L242 234ZM251 232H253V233L251 234ZM6 233H7L8 237H6L7 236ZM50 233H52V234H50ZM147 233L148 234L150 233L149 234L150 236ZM182 233H183V235H185V234L187 235V239L189 238L188 236L191 235L192 237L190 236V238L193 239L194 241H192V240L188 241L190 238L188 240L185 239L186 238V235L183 236ZM213 233H214V235H213ZM217 233L220 235V237H217L216 236ZM38 234H39V236H38ZM63 234L66 235V238L69 237V236H72L71 234H74L75 235V236L73 235L74 237L72 236L73 238H71V237H70V239L68 238L70 241L67 240V239H65V241L66 240H67V242L69 241L68 242V245H67V243H65V244L63 243L66 246V248L62 244V240H63V238H65V237H63ZM129 234H131L132 236L130 237ZM141 234L143 235V237L140 236ZM254 234L255 235L256 234L257 235L259 234V236H257V235L255 236ZM17 235H19V236H17ZM22 235H23V237H22ZM57 235H58V238H59V235H60V238L59 239H62L61 240V243L60 242H57L58 241V239L56 238ZM119 235H121L122 237L124 235H127V236H124L123 237L124 239H123ZM155 235H158L157 236L158 238ZM202 235H204V234H202ZM252 235H254V236H252ZM1 236H2V238H1ZM16 236H17V238H16ZM41 236H42V238H41ZM79 236H80V238H82V240H84L85 237H81V235H79ZM181 236H182V238H181ZM205 236H206V234H205ZM214 236H216L217 238H215ZM24 237H27V238H24ZM36 237L37 238H39V237L41 238L40 239L41 241L39 240V242H41L39 247H38L39 243H36V242H38V241H36V240H38ZM45 237H47V238H45ZM113 237L115 238V240H114ZM129 237L131 238V240H129L130 239ZM135 237L137 239H139L140 242H137L138 240ZM213 237L215 238V241H214ZM223 237L224 238L226 237V239L227 238L228 239L227 240L226 239L223 240L224 239ZM4 238H7V242L8 243L6 242V240ZM8 238H9V240H8ZM29 238H30V240L32 239L31 240L32 242L29 240ZM48 238H51V239H48ZM54 238H56V239H54ZM80 238L78 237L77 241ZM156 238L158 239V241H157ZM167 238H169L168 239L169 240V243L168 244H167V241H168ZM198 238L201 239L200 240L201 242L199 241ZM12 239H14V240H12ZM72 239H73V242H71ZM103 239H104V237H103ZM170 239H172V242L171 243H170ZM183 239H185V240H183ZM98 240H99V238H98ZM127 240H129L130 242H129V244H127L126 247H124L123 245L124 244L126 245ZM220 240H223V241H220ZM77 241H75V242H77ZM100 241H102V240L100 239ZM122 241H124V242H122ZM153 241H154V243H153ZM196 241H197L198 244L195 243ZM218 241L220 243L221 242L222 243L219 244ZM135 242H137V243H135ZM173 242L174 243L176 242V244H174ZM186 242H188V243L186 244ZM12 243H14V244H12ZM44 243L45 244L48 243V244L45 245ZM132 243H134L135 245L132 244ZM152 243L154 244V248L153 249H152V245H153ZM217 243L219 244L218 246H217ZM57 244L60 247L57 246ZM160 244H161V246H160ZM169 244H172V246L174 245L173 246L174 249L176 247L175 253H174V249ZM12 245H13V247H11ZM54 245L57 246V247H55ZM148 245H151V247H150L151 249H147L148 248ZM198 245H201V247L199 246L201 248V250L198 247ZM205 245H206V247H205ZM61 246H62V248H61ZM141 246H142L143 249L141 248ZM165 246H169V248L166 247V249H165ZM184 246H186V248ZM258 246L260 247L259 248L260 251L257 248ZM26 247L28 249H30V251L28 249L25 250ZM132 247H133V249H131ZM11 248L13 249V251H12ZM247 248H248V250H247ZM35 249L38 250V251L36 250L38 252V253L36 252V254H35V251H34ZM146 249L148 250V252H147ZM194 249L197 251V252L195 251L196 254H194V252H193ZM256 249H257V251H256ZM6 250H8L9 252L7 251L8 253H6ZM14 250H16V253L14 252ZM39 250H40V252H39ZM41 250H43V251H41ZM58 250H60L59 254H58ZM150 250L152 251V253H151ZM208 250H210V251H208ZM23 251L25 252V254L27 253L28 255L27 254L25 255ZM46 251L48 253H46ZM52 251H53V255L56 254V255H54L55 258L51 256V252ZM74 251H75V249L73 250V252ZM177 251H178V253H177ZM184 251H186V252L184 253ZM2 252H3V254H2ZM127 252L129 254H126ZM159 252H161V253L158 254ZM179 252L183 253L184 256H183V254H180ZM190 252H191V254H190ZM210 252L212 253V255H211ZM244 252H246V253L244 254ZM29 253L32 254L33 257L30 256ZM43 253L45 254L44 257H43ZM166 253L169 255V257H172V256H174L176 254L179 256V254H180L179 258L180 257H182V258H180L179 261L177 260L178 261L177 262L176 259H175L176 257L174 256L173 257L174 259L171 258V259L174 260V262H173V260L170 262V261H168V259L167 260L164 259V260L168 261V262H166V261H163V257L164 256L166 258H168V255ZM218 253L220 254V256H219ZM6 254L8 255V257H6L7 256ZM21 254H24V255H21ZM40 255L42 256L41 258H43V259L45 257H47L49 259L46 258V262H45V260L40 259ZM49 255L52 257V259L50 258ZM75 255H72V256L74 257ZM195 255H196V257H195ZM240 255L241 256L244 255L245 256V257L243 256L244 259H243V257L240 258ZM57 256H58V258H57ZM65 256H67V257H65ZM15 257H16V259L20 258V259H18L20 261H17L15 259ZM156 257H155V259H156ZM190 258H191V260H190ZM217 258H219V259H217ZM14 259L17 262H14L15 261ZM73 259H78V258L77 257L76 258L74 257ZM248 259L246 261L247 263H248ZM150 260H151V258H150ZM23 261H24V263H22ZM70 261H72V260H70ZM73 261H74V263L76 262L75 264H77V262H78L76 260H73ZM138 261H137V263H138ZM209 262H210V260H209ZM232 262H231V264H232ZM246 262H244V264H247ZM250 263H248V264H250ZM152 264H154V263H152ZM210 264H211V262H210ZM227 264H230V261H227Z\"/></svg>",
	"mask_w": 264,
	"mask_h": 264
},
{
	"label": "bare ground",
	"instance_id": "6f19581e",
	"mask_svg": "<svg viewBox=\"0 0 264 264\" xmlns=\"http://www.w3.org/2000/svg\"><path fill=\"white\" fill-rule=\"evenodd\" d=\"M3 1H4V0H3ZM44 1H45V0H44ZM50 1H51V0H50ZM52 1H53V0H52ZM186 1H187V0H186ZM246 1H247V0H246ZM251 1H252V0H250V2H251ZM253 1H254V0H253ZM261 1H264V0H261ZM26 2H27V1H26ZM54 2H56V1H54ZM74 2H75V1H74ZM87 2H88V1H87ZM149 2H150V1H149ZM179 2H181V1H179ZM184 2H185V1H184ZM184 2H183V3H184ZM229 2H230V1H229ZM250 2H249V3H250ZM254 2H255V5H256V4H257L256 1H254ZM257 2H258V1H257ZM3 3H4V2H3ZM52 3H53V2H52ZM56 3H57V2H56ZM79 3H80V2H79ZM212 3H213V2H212ZM6 4H7V3H6ZM6 4H5V5H6ZM13 4H14V3H13ZM26 4H27V3H26ZM42 4H43L42 6H44V2H43ZM177 4H178V3H177ZM252 4H253V3H250V5H248V6L252 7V6L254 5V4H253V5H252ZM258 4H259V3H258ZM262 4H264V3H262ZM8 5H9V4H8ZM10 5H11V4H10ZM24 5H25V3H24ZM29 5H30V4H29ZM46 5H47V4H46ZM48 5H49V4H48ZM255 5H254V6H255ZM12 6H13V5H12ZM15 6H16V5H15ZM19 6H20V5H19ZM22 6H23V5H22ZM22 6H20V7H22ZM42 6H41V7H42ZM127 6H128V4H127ZM148 6H149V5H148ZM219 6H220V5H219ZM57 7H58V6H57ZM78 7H81V4H80V6H79V4H78ZM133 7H134V6H133ZM135 7H136V6H135ZM135 7H134V9H132V10H135ZM146 7H147V6H146ZM177 7H178V5H177ZM177 7H176V9H177ZM180 7H181V6H180ZM182 7H183V5H182ZM182 7H181V8H182ZM259 7H260V9H257V7H253L254 10H252V8H251L252 11H251V13H249V14L255 15L253 12H254V11H257V12L260 11V10H261V6H259ZM259 7H258V8H259ZM10 8H11V7H10ZM28 8H29V7H28ZM45 8H46V7H45ZM55 8H56V7H55ZM104 8H105V7H104ZM162 8H163V7H162ZM219 8H220V7H219ZM18 9H19V8H18ZM18 9H17V10H18ZM23 9H24V8H23ZM164 9H165V8H164ZM171 9H172V8H171ZM244 9H245V8H244ZM1 10H2V9H1ZM39 10H40V8H39L38 10H36V11L38 12ZM57 10H58V8H57ZM57 10H56V11H57ZM60 10H61V9H59L58 11H60ZM103 10H104V9H103ZM103 10H102V11H103ZM181 10H183V9H181ZM184 10H185V9H184ZM221 10H222V9H220L219 12H220ZM5 11H6L5 9H4V11H2L3 14H4V19H5V21H4V20H3V21H4V22L7 21V22L5 23L6 26H7V23H9L10 21H9L8 19L6 20V17H7L9 14H10V17H11V16H12V17H13V16H16V15H14L16 12H15L14 14H11V13H13V12L10 11L11 13H8V14L5 15V13H6ZM24 11H25V9H24ZM56 11H55V14H57ZM80 11H81V10H80ZM93 11H94V10H93ZM97 11H98V10H97ZM99 11L101 12V10H99ZM107 11H109V10L106 9V13H107ZM159 11H160V10H159ZM170 11H171V10H170ZM176 11H177V10H176ZM223 11H224V10H223ZM223 11L220 12V13H223ZM242 11H243V10H242ZM242 11H241V12H242ZM30 12L32 13L31 10H30ZM104 12H105V11H104ZM167 12H168V11H167ZM179 12H180V11H179ZM181 12H182V11H181ZM214 12H216V11H214ZM217 12H218V11H217ZM25 13H26V11H25ZM28 13H29V12H28ZM59 13H60V15L62 14L61 12H59ZM91 13H92V12H91ZM93 13H94V12H93ZM93 13H92V14H93ZM95 13H96V12H95ZM106 13H105V14H106ZM165 13H166V12H165ZM177 13H178V12H177ZM239 13H240V10H239ZM239 13H238V14H239ZM260 13H262V11H261ZM3 14L1 15V13H0V15H1L0 18L3 16ZM70 14H71V12H70ZM182 14H183V13H182ZM215 14H216V13H215ZM225 14H226V13H225ZM240 14H241V13H240ZM189 15H190V14H189ZM218 15H219V14H218ZM241 15H242V14H241ZM252 15H250V16H252ZM5 16H6V17H5ZM20 16H21V15H20ZM51 16H52V15H51ZM55 16H56V17H59V16H57V15H55ZM118 16H119V15H118ZM134 16H135V15H134ZM232 16H233V15H232ZM248 16H249V15H248ZM10 17L8 16L9 19H10ZM12 17H11V18H12ZM92 17H93V16H92ZM175 17H176V16H175ZM187 17H188V16H187ZM191 17H192V16H191ZM219 17H220V16H219ZM224 17H225V16H224ZM2 18H3V17H2ZM13 18H14V17H13ZM71 18H72V17H71ZM162 18H163V17H162ZM162 18H161V19H162ZM164 18H165V17H164ZM184 18H185V17H184ZM188 18H189V17H188ZM188 18H187V19H188ZM210 18H211V17H210ZM210 18H208V19H210ZM220 18H221V17H220ZM251 18H253V16H252ZM251 18H250V19H251ZM256 18H257V17H256ZM256 18H255V19H256ZM14 19H16V17H15ZM50 19H51V18H50ZM101 19H103V18H101ZM105 19H106V18H105ZM174 19H175V18H174ZM189 19H190V18H189ZM227 19H228V18H227ZM227 19H226V20H227ZM232 19H233V18H232ZM250 19H247L248 22H250ZM46 20H47V19H46ZM96 20H97V19H96ZM96 20H95V21H96ZM165 20H166V19H165ZM175 20H176V19H175ZM211 20H212V19H211ZM247 20H246V22H247ZM1 21H2V19H1ZM14 21H15V20H14ZM104 21L106 22V20H104ZM104 21H103V22H104ZM133 21H134V20H133ZM149 21H151V20H149ZM149 21H148V22H149ZM191 21H192V20H191ZM205 21H206V20H205ZM255 21H256V20H255ZM122 22H123V21H122ZM171 22H173V20H172ZM189 22H190V21H189ZM209 22H210V21H209ZM213 22H214V23H212V25L214 24L213 26H215L217 22H216V21H213ZM215 22H216V23H215ZM235 22H236V21H235ZM246 22H245V24H246ZM253 22H254V21H253ZM256 22H257V24H256L255 28H253V33H252V38H251L252 40H255V42H256L257 40L261 39V38H264V13L259 14V16H258ZM111 23H112V22H111ZM146 23H147V22H146ZM146 23H145V24H146ZM207 23H208V22H207ZM2 24L4 25V23H1V25H2ZM53 24H55V22H54ZM121 24H122V23H121ZM123 24H124V23H123ZM190 24H191V23H190ZM209 24H210V23H209ZM230 24H231V23H230ZM192 25H193V24H192ZM234 25H235V24H234ZM254 25H255V24H254ZM6 26H5V27H6ZM82 26H84V25H82ZM112 26H113V25H112ZM135 26H136V25H135ZM171 26H172V25H171ZM173 26H174V25H173ZM237 26H238V25H237ZM5 27H3L2 29H4ZM141 27H143V26H141ZM145 27H146V26H145ZM156 27H157V26H156ZM156 27H155V28H156ZM161 27H162V26H161ZM169 27H170V26H169ZM169 27H168V28H169ZM176 27H177V26H176ZM198 27H199V26H198ZM207 27H208V25H207ZM244 27H245V26H244ZM0 28H1V26H0ZM78 28H80V25L78 26ZM127 28H128V27H127ZM127 28H126V29H127ZM136 28H137V27H136ZM157 28H158V27H157ZM157 28H156V29H157ZM159 28H160V26H159ZM166 28H167V27H166ZM166 28H165V29H166ZM172 28H173V27H172ZM238 28H239V30H240V29L242 28V25H241V27H238ZM11 29H12V28H11ZM34 29H35V28H34ZM52 29H53V28H52ZM84 29H86V28H84ZM128 29L131 30L130 28H128ZM132 29H133V26H132ZM176 29H177V28H176ZM208 29H209V28H208ZM242 29H243V28H242ZM242 29H241V31H242ZM246 29H247V28H246ZM251 29H252V28H251ZM20 30H21V29H20ZM41 30H42V29H41ZM81 30H82V29H81ZM139 30H140V29H139ZM141 30H142V28H141ZM148 30H149V29H148ZM153 30H154V28H153ZM184 30L186 31L187 29H184ZM206 30H207V29H206ZM235 30H236V28H235ZM237 30H238V29H237ZM237 30H236V32H237ZM11 31H13V30H11ZM17 31H18V30H17ZM33 31H34V30H33ZM35 31H36V30H35ZM43 31H44V30H43ZM77 31H78V30H77ZM143 31H144V30H143ZM163 31H164V29H163ZM19 32H20V31H19ZM28 32H29V31H28ZM39 32H40V31H39ZM50 32H51V31H50ZM62 32H63V31H62ZM71 32H72V30H71ZM160 32H161V31H160ZM166 32H167V31H166ZM166 32H165V33H166ZM171 32H172V31H171ZM186 32H187V31H186ZM229 32H230V30H229ZM30 33H31V34H34L33 32H30ZM30 33H28V34H30ZM63 33H65V32H63ZM206 33H207V31H206ZM239 33H241V32H239ZM243 33H244V32H243ZM11 34L14 35V33H11ZM11 34H10V35H9V34L7 35V38H8L9 40H10V37L13 38V36H11ZM25 34H27V32H26ZM74 34H75V33H74ZM134 34H135V33H134ZM170 34H172V33H170ZM183 34H184V33H183ZM21 35H22V34H21ZM42 35H43V32H42ZM48 35H49V33H48ZM65 35H66V34H65ZM65 35H63V36H65ZM221 35H222V34H221ZM245 35H246V34L244 33L243 35L239 36V37L237 38L236 42L239 43V41H241V43H243V47L246 48V46H248L246 43H248L249 41H248V42H247V41L245 42V40H244V39H246V38H244ZM14 36H15V35H14ZM27 36H28V35H27ZM31 36H32V35H31ZM33 36H35V34H34ZM33 36H32V37H33ZM36 36H37V35H36ZM43 36H45V35H43ZM58 36H61V33H60V35H58ZM58 36H57V37H58ZM132 36H133V35H132ZM158 36H159V35H158ZM184 36H185V34H184ZM209 36L211 37V35H209ZM20 37H21V36H20ZM23 37H24V36H23ZM61 37H62V36H61ZM87 37H88V36H87ZM108 37H109V36H108ZM234 37H236V36H234ZM248 37H249V36H248ZM7 38H5V39H7ZM17 38H18V37H17ZM36 38H37V37H36ZM44 38H45V37H44ZM47 38H48V37H47ZM47 38H46V39H47ZM66 38H67V37H66ZM219 38H220V33H219ZM249 38H250V37H249ZM3 39H4V38H3ZM39 39H40V38H39ZM195 39H196V38H195ZM9 40H8V41H9ZM34 40H35V37H34ZM36 40H37V39H36ZM36 40H35V42H37ZM42 40H43V39H42ZM58 40H59V39H58ZM58 40H57V41H58ZM67 40H68V38H67ZM261 40H262V39H261ZM261 40H260L259 42L262 43ZM11 41H12V40H11ZM24 41H25V40H24ZM31 41H33V40H31ZM40 41H41V40H40ZM157 41L159 42L160 40H157ZM157 41L155 42L156 44L158 43ZM181 41H182V40H181ZM183 41H184V40H183ZM183 41H182V43H183ZM206 41H209V40L207 39ZM250 41H251V40H250ZM6 42H7V41H6ZM13 42H17L16 39H15V41L13 40ZM25 42H26V41H25ZM25 42H24V43H25ZM27 42H28V41H27ZM27 42H26V44H27ZM35 42H33V43H35ZM42 42H43V41H42ZM58 42H59V41H58ZM188 42H189V41H188ZM8 43H9V42H8ZM10 43H12V42H10ZM24 43L22 42L23 45H24ZM59 43H60V42H59ZM62 43H64V42H62ZM152 43H153V42H152ZM155 43H153V45L151 44L152 46H150V47L155 48V47H154V46H155ZM159 43H161V41H160ZM2 44H3V43H2ZM2 44L0 43V46H2ZM20 44H21V43H20ZM20 44H18V45H20ZM22 44H21V47H23ZM31 44H32V42H30V45H31ZM148 44H150V43H148ZM173 44H174V43H173ZM208 44H209V42H208ZM234 44H235V43H234ZM30 45H28V46H30ZM39 45L41 46L40 43H39ZM113 45H114V43H113ZM130 45H132V44H130ZM130 45H129V46H130ZM205 45H206V43H205ZM230 45L232 46V43H231ZM261 45H264V44H261ZM24 46H27V45H24ZM31 46L33 47V46H35V45L32 44ZM142 46H143V44H142ZM207 46H208V45H207ZM207 46H206V47H207ZM214 46H215V45H214ZM252 46H253V45H249L248 48L252 50ZM3 47H6V46H3ZM14 47H15V46L12 47L11 44H9V47H8V48H9V50H10V49H12V48H14ZM32 47H29V48H31V49H30V50H31L30 53H32L33 51L35 52V50H36V49L33 50L34 48H32ZM38 47H39V46H38ZM59 47H60V46H59ZM64 47H65V46H64ZM101 47H102V46H101ZM109 47L111 48V45H110ZM130 47H131V46H130ZM206 47H205V49H206ZM220 47H221V46H220ZM229 47H230V46H229ZM258 47L262 48V46H260V45H258ZM36 48H37V47H36ZM56 48H57V46H56ZM56 48H54V49H56ZM143 48H144V46H143ZM148 48H149V47H148ZM148 48H147V50L144 48V50H146V52L149 54L150 51H152L153 48H151V50H150V48H149V49H148ZM203 48H204V47H203ZM217 48H218V47H217ZM227 48H228V47H227ZM241 48H242V47H241ZM1 49H2L3 52L5 53L4 55H1V53H2V50H1ZM1 49H0V51H1V52H0V55H1V56H0V57H3V56H6V58H8L7 56L10 57V55H8V54H10V53L7 52V51H8L7 49L2 48V47H1ZM38 49H39V48H38ZM58 49L60 50V48H58ZM105 49H106V48H105ZM130 49H131V48H130ZM141 49H142V48H141ZM200 49H201V48H200ZM4 50H5V51H4ZM6 50H7V51H6ZM12 50H14V49H12ZM16 50H18V47H17V49H15V52H16ZM20 50H21V49H20ZM24 50H25V49H24ZM46 50H47V49H46ZM56 50H57V49H56ZM94 50H95V49H94ZM96 50H97V49H96ZM191 50H192V49H191ZM193 50H194V49H193ZM28 51H29V50H26V52H28ZM98 51H99V50H98ZM129 51H130V50H129ZM148 51H149V52H148ZM163 51H164V50L162 49V53H163ZM228 51H231V52L233 53V51H232V47L226 49V52H228ZM236 51H237V50H236ZM245 51L247 52V50H245ZM12 52H13V51H12ZM12 52H11V53H12ZM15 52H13V53L15 54ZM23 52H24V51H23ZM34 52H33V53H34ZM44 52H45V51H44ZM58 52H60V51H57V53H58ZM140 52H141V51H140ZM146 52L144 51V52H142V53H145V54H146ZM231 52H230V53H231ZM237 52H238V51H237ZM237 52H236V53H237ZM242 52H243V51H241V52H239V53H242ZM6 53H8V54L6 55ZM13 53H12V54H13ZM17 53H18V52H17ZM24 53H25V52H24ZM33 53L31 54L32 56L34 55ZM35 53H36V52H35ZM215 53H216V52H215ZM228 53H229V52H228ZM239 53H238L237 55H240ZM19 54H20V53H19ZM60 54H61V53H60ZM105 54H106V53H105ZM145 54H143V55H145ZM175 54H176V56H177V53H175ZM186 54H187V53H186ZM200 54H201V53H200ZM253 54H254V53H253ZM20 55H21V54H20ZM22 55H23V54H22ZM43 55H44V54H43ZM43 55H40V56L42 57ZM125 55H126V54H125ZM140 55H141V54H140ZM146 55H147V54H146ZM201 55H202V54H201ZM209 55H210V54H209ZM215 55L218 56L217 53H216ZM18 56H19V55H18ZM35 56H36V54H35ZM35 56H33V57H35ZM127 56H128V55H127ZM173 56H174V55H173ZM191 56H192V55H191ZM196 56H197V55H196ZM204 56H205V54H204ZM211 56L213 57V56H214V53H213V55L211 54ZM217 56H215V58H213V59H212L211 57H210V58H211L212 60L215 59V63H216V62L218 63V66H216L217 68H216L215 70L219 71V69L221 68V67L219 68V62H220V64H221L223 59H220L219 62H218V61H216V57H217ZM247 56H248V54H247ZM255 56H257V55H254V57L248 56V58L244 57V58H245V60L243 61L244 64L241 62L242 65L244 66V69H243L242 71L240 70V74L243 75V77H241V78H243V79L245 80V83H244V81L241 79V82L238 83L237 86L239 85V86L243 87L248 81H249L248 84H251V85L254 84L252 80H254L255 78H252V77H251V76H253V75H251L252 72H249L248 69L251 68V71H252V70H253L252 67H254L255 65H258V64H259V62H258L257 60H259V58H260L261 56L258 55L259 58H258V56H257V59H256ZM13 57H14V55L12 56V58L10 57V58H11L10 60H13ZM16 57H17V56H15V59H16ZM20 57H21V56H20ZM24 57H25V56H24ZM33 57H32V58H33ZM96 57H97V56H96ZM106 57H107V56H106ZM152 57H153V56H152ZM154 57H155V56H154ZM174 57H175V56H174ZM186 57H187V56H186ZM219 57H220V56H219ZM226 57H227V56H226ZM232 57H233V56H232ZM237 57H238V56H237ZM262 57H264V56H262ZM262 57H261V60H262V61H261V64H260L259 66L264 65V64H262V63H264V58H262ZM22 58H23V57H22ZM26 58H28V57H26ZM37 58H38V57H37ZM39 58H40V57H39ZM53 58H54V57H53ZM98 58H99V57H98ZM109 58H110V57H109ZM144 58H145V57H143V59H144ZM203 58H204V57H203ZM205 58H206V57H205ZM234 58H235V57H234ZM0 59H1V58H0ZM18 59H20V58H18ZM29 59L31 60V61L29 60L30 63H34V62H33V61H34L33 59H31V58H29ZM145 59H146V58H145ZM145 59H144V60H145ZM155 59H156V58H155ZM158 59H159V58H158ZM158 59H157V63H156V61H155V62H152V63H153V64L156 63V64L158 65V68H159V67H161V66H160L161 63H160V64H158V63L161 62V61H160V59H159V60H158ZM32 60H33V61H32ZM71 60H72V59H71ZM141 60H142V59H141ZM202 60H203V59H202ZM217 60H218V59H217ZM232 60H233V59H232ZM237 60H238V59H237ZM255 60H256V61H255ZM6 61H7V59H6ZM14 61H15V60H14ZM16 61H18V60H16ZM24 61H25V60H24ZM26 61H27V59H26ZM48 61H49V60H48ZM48 61H46V62H48ZM94 61H95V60H94ZM107 61H108V60H107ZM110 61H111V60H110ZM210 61H211V60H210ZM259 61H260V60H259ZM0 62L3 63V59H2ZM7 62H8V61H7ZM27 62H28V61H27ZM27 62H26V64H27ZM29 62H28V63H29ZM46 62H45V63H46ZM54 62H55V61H54ZM68 62H70V61H68ZM137 62H138V61H137ZM234 62H236L235 59H234ZM234 62H233V63H234ZM2 63H0V64H2ZM5 63H6V62H5ZM8 63H9V62H8ZM8 63H7V65H8ZM12 63H13L12 65H14V62H13V61H12ZM19 63H21V61L18 62V66L20 65ZM30 63H29V64H30ZM42 63H43V62H42ZM42 63H41V64H42ZM55 63H58V62L56 61ZM102 63H103V62H102ZM166 63L169 64L167 61H166ZM213 63H214V62H213ZM9 64H10V63H9ZM38 64H39V63H38ZM41 64H39V66H40ZM153 64H152V65H153ZM156 64H154V66L151 67V68L154 69V72H155ZM196 64H197V63H196ZM196 64H195V65H196ZM234 64H235V65H234L233 67H234V69H235V68H236V67H235V66H236V63H234ZM252 64H254V65H252ZM4 65L7 66L6 64H4ZM4 65H3V66H4ZM16 65H17V64H16ZM16 65L13 66V69H12L11 67H9V68L6 67L5 70L10 69V68H11L12 70H14V69L17 68ZM30 65H31V64H30ZM42 65H43V64H42ZM59 65H60V64H59ZM141 65H142V64H141ZM163 65H164V64H163ZM209 65H210V63H209ZM221 65H222V64H221ZM5 66H4V67H5ZM8 66H11V65H8ZM23 66H24V64H23ZM39 66H38V67H39ZM174 66H175V64H174ZM189 66H190V65H189ZM251 66H252V67H251ZM259 66H257V67H259ZM1 67H2V66H1ZM15 67H16V68H15ZM45 67H46V66H45ZM97 67H98V65H97ZM132 67H133V66H132ZM132 67H131V68H132ZM139 67H140V65H139ZM237 67H239V65H237ZM249 67H250V68H249ZM40 68L42 69L43 67H40ZM55 68H56V67H55ZM98 68H99V67H98ZM101 68H102V67H101ZM101 68H100V69H101ZM110 68H111V67H110ZM133 68H134V67H133ZM151 68H150V69H151ZM158 68H157V69H158ZM182 68H183V66H182ZM182 68H181V69H182ZM259 68H260V67H259ZM19 69H20V67H19ZM21 69H22V67H21ZM36 69L38 70L39 68H36ZM41 69L38 70L39 73H40ZM79 69H80V68H79ZM134 69H135V68H134ZM148 69H149V68H148ZM157 69H156V71H157ZM167 69H168V68H167ZM227 69H228V68H227ZM230 69H232V68L230 67ZM260 69H261V68H260ZM42 70H43V69H42ZM55 70H56V69H55ZM70 70H71V69H70ZM102 70H103V69H102ZM208 70H209V69H208ZM215 70H214V71H215ZM222 70H223V69H222ZM254 70H255V69H254ZM254 70H253V71H254ZM1 71H2V70H0V75H2V73H5L4 70L2 71V73H1ZM9 71H10V70H9ZM16 71H18V68L16 69ZM16 71H15V72H16ZM43 71H44V70H43ZM43 71H41V72H43ZM77 71H78V70H77ZM86 71H87V70H86ZM100 71H101V70H100ZM151 71L153 72L152 69L150 70V72H151ZM159 71L161 72V70H159ZM178 71H179V70H178ZM197 71H198V70H197ZM262 71H264V68H262ZM10 72H11V71H10ZM10 72H8V70H7V72H6V74L8 73L7 75H8L9 77H8L6 74H3L2 76L6 75V76L10 79V76H11V74H12V73L10 74ZM12 72H13V71H12ZM15 72H13L14 74H12V75H15ZM94 72H95V70H94ZM97 72H99V71H97ZM147 72H149V71L147 70L146 73H147ZM150 72H149V73H150ZM185 72H187V71H185ZM232 72H233V69H232V71H229L228 73L234 74V73H232ZM31 73H32V72H31V70H30V74H31ZM33 73H34V71H33ZM50 73H51V72H50ZM79 73H80V72H78V74H79ZM85 73H86V72H84V74H85ZM95 73H96V72H95ZM99 73H101V72H99ZM102 73H103V72H102ZM122 73H125V72L122 71ZM122 73H121V74H122ZM161 73H162V72H161ZM161 73L158 74V75H161ZM168 73H169V72H168ZM190 73H191V72H190ZM200 73H201V72H199V74H200ZM205 73H206V72H205ZM207 73H208V72H207ZM215 73H216V71H215ZM248 73H249L250 75H249ZM254 73H255V72H254ZM40 74H41V73H40ZM96 74H97V73H96ZM116 74H117V73H116ZM128 74H129V73H128ZM152 74H153V73H152ZM184 74H185V73H184ZM201 74H202V73H201ZM201 74H200V77L197 75V78H198V77L200 78V79H199V83H200V82H203V81H201V80L204 79V78H202L201 76H204L205 79H206V75H205V74H204V75H201ZM225 74H226V73H225ZM255 74H256V73H255ZM21 75H22V74H21ZM33 75H34V74H33ZM37 75H39V74H37ZM42 75H43V73H42ZM42 75H40V76H42ZM53 75H55V73H53ZM53 75H52L51 77H53ZM67 75H68V74H67ZM71 75H72V74H71ZM86 75H87V73L85 74V76H86ZM112 75H113V73H112ZM112 75H110L111 78H112ZM118 75H119V74H118ZM123 75H124V74H123ZM182 75H183V74H182ZM185 75H186V74H185ZM234 75H235L236 77L238 76V74L236 75V73H235ZM234 75H232L231 78H230V79H232V83H230L229 88L227 89L225 85L223 86V89H224V90L227 89V90L225 91L226 93H225V92H224V93L227 95V92H228V103H235L236 101H235L234 99L239 98V97H241V96L244 94V92H243V90L241 89V87H237V86H235V84H236V79H235V78H236V77H235ZM2 76H0L1 79H3ZM18 76H19V75H18ZM34 76H35V75H34ZM108 76H109V75H108ZM110 76H109V77H110ZM136 76H139V74H137ZM178 76H179V75H178ZM249 76H250V77H249ZM262 76H264V75H262ZM29 77H30V76H29ZM32 77H33V76H32ZM35 77H37V76H35ZM48 77H49V76H48ZM61 77H62V76H61ZM83 77H84V76H83ZM106 77H107V76H106ZM123 77H124V76H123ZM149 77H150V76H149ZM179 77H180V76H179ZM234 77H235V78H234ZM253 77H255V75H254ZM5 78H6V77H5ZM26 78H27V77H26ZM62 78H63V77H62ZM69 78H70V77H69ZM84 78H85V77H84ZM84 78H82V79H84ZM156 78H157V77H156ZM250 78H252V79H250ZM15 79H17V78H15ZM35 79H36V78H35ZM85 79H86V78H85ZM91 79H94V78L92 77ZM96 79H97V78H96ZM116 79H117V78H116ZM194 79H195V78H194ZM207 79H208V78H207ZM3 80H4V79H3ZM32 80H33V79H32ZM43 80H44V79H43ZM60 80H61V79H60ZM100 80H101V79H100ZM105 80H106V79H105ZM125 80H126V79H125ZM155 80H156V79H155ZM157 80H158V78H157ZM165 80H166V79H165ZM184 80H185V79H184ZM218 80H219V78H218ZM30 81H31V80H30ZM35 81H36V80H35ZM37 81H38V80H37ZM45 81H46V80H45ZM130 81H131V80H130ZM134 81H135V80H134ZM134 81H133V82H134ZM159 81H161V79H160ZM181 81H182V80H181ZM181 81H180V82H181ZM186 81H187V79H186ZM191 81H192V80H191ZM195 81H197V79H196ZM250 81H251V83H250ZM14 82H15V81H14ZM40 82H41V80H40ZM40 82L38 81V83H40ZM55 82H56V81H55ZM66 82L69 84V82H68L67 80H66ZM77 82H78V81H77ZM92 82H95V81L92 80ZM92 82H91V86H94V88H95L96 85H93L94 83L92 84ZM139 82H140V81H139ZM155 82H156V81H155ZM255 82H256V81H255ZM258 82H259V81H257V83H258ZM260 82H264V81L261 80ZM260 82H259V83H260ZM32 83H33V82H32ZM46 83H47V82H46ZM49 83H50V82H48V85H49ZM108 83H109V82H108ZM118 83H119V82H118ZM159 83H161V82H159ZM159 83H158V84H159ZM163 83H164V82H163ZM185 83H186V82H185ZM7 84H8V83H7ZM29 84H30V82H29ZM56 84H57V83H56ZM68 84H67V85H68ZM74 84H75V83H74ZM121 84H122V83H121ZM121 84H120V85H121ZM138 84H139V83H138ZM138 84H137V85H138ZM143 84H144V83H143ZM154 84H155V83H154ZM158 84H157V86H159V88L161 89L160 86H162V85H158ZM161 84H162V83H161ZM195 84H196V83H195ZM200 84H201V83H200ZM260 84H261V85H260ZM260 84L258 85V87H257V85L254 84L255 86H253V89H251V90L254 92L257 88H259V89H262V91H264V88L261 87V86L264 85V84H262V83H260ZM36 85L39 87V84H36ZM40 85H41V84H40ZM88 85H89V84H88ZM179 85H180V84H179ZM189 85H190V84H189ZM64 86H65V85H64ZM70 86H71V85H69L68 87H70ZM73 86H74V85H73ZM89 86H90V85H89ZM104 86H105V85H104ZM110 86H111V85H110V83H109V87H110ZM169 86H171V85H169ZM197 86H198V84H197ZM206 86H207V85H206ZM10 87H11V86H10ZM49 87H50V86H49ZM51 87H53V86H51ZM60 87H61V85H60ZM62 87H63V86H62ZM83 87H84V86H83ZM115 87L117 88V87H119V86H115ZM134 87H135V86H134ZM136 87H137V86H136ZM152 87H153V86H152ZM152 87H151V88H152ZM154 87H155V86H154ZM172 87H173V86H172ZM179 87H180V86H179ZM182 87H183V86H182ZM185 87H186V86H185ZM194 87H195V86H194ZM198 87H200V85H199ZM198 87H197V88H198ZM203 87H204V86H203ZM213 87H214V86H213ZM32 88H34V87H32ZM56 88L58 89V87H56ZM63 88H64V87H63ZM89 88H90V87H89ZM92 88H93V87H91V89H92ZM110 88H111V87H110ZM116 88H114V89H116ZM139 88H141V87H139ZM159 88H158V89H159ZM169 88H170V87H169ZM173 88L175 89V87H173ZM6 89H7V88H6ZM10 89H11V88H10ZM37 89H38V88H37ZM39 89H40V88H39ZM52 89H54V87H53ZM57 89H56V90H57ZM71 89H72V88H71ZM112 89H113V88H112ZM154 89H155V88H154ZM154 89H153V90H154ZM160 89H159V90H160ZM194 89H195V88H194ZM209 89H210V87H209ZM213 89H216V88H213ZM30 90H31V89H30ZM50 90H51V88H50ZM54 90H55V89H54ZM54 90H53V92L56 91V90H55V91H54ZM72 90H73V89H72ZM72 90H71V91H72ZM134 90H136V89H134ZM137 90H138V88H137ZM156 90H157V89H156ZM156 90H154L155 94H156L157 92H160V91H156ZM162 90H163V89H161V91H162ZM171 90H172V89H171ZM196 90L198 91L199 89H196ZM9 91H11V90H9ZM9 91H8V92H9ZM17 91H18V90H17ZM46 91H49V90H46ZM89 91H90V90H89ZM150 91H151V94H150V96H151L153 91H152V90H150ZM165 91H166V90H165ZM165 91L163 90L164 93H165ZM183 91H184V90H183ZM210 91H211V90H210ZM212 91H213V90H212ZM234 91H235V93H234V95H233V99H232L233 102H232V100H231V93H233ZM18 92H19V91H18ZM20 92H22V91H20ZM34 92H35V91H34ZM37 92H38V91H37ZM37 92H35V94H36ZM49 92H50V91H49ZM77 92H79V91H77ZM187 92H188V91H187ZM187 92H186V93H187ZM195 92H196V91H195ZM9 93H10V92H9ZM39 93H40V92H39ZM47 93H48V92H47ZM55 93L57 94V92H55ZM55 93L52 94V96H53V95H56ZM71 93H72V92H71ZM79 93H80V92H79ZM96 93H97V92H96ZM129 93H130V92H129ZM144 93H145V92H144ZM147 93H148V92H147ZM149 93H150V92H149ZM183 93H184V92H183ZM192 93H193V92H192ZM204 93H206V92H204ZM208 93H209V91H208ZM255 93H256V92H255ZM255 93H253V94H255ZM258 93H259V91H258ZM22 94H23V92H22ZM31 94H32V92H31ZM35 94H34V95H35ZM66 94H67V93H66ZM81 94H82V93H81ZM88 94H89V93L87 92V94H85V95L87 96ZM90 94H91V93H90ZM90 94H89V95H90ZM106 94H107V93H106ZM121 94H122V93H121ZM142 94H143V93H142ZM157 94H158V93H157ZM159 94H160V93H159ZM162 94H163V93H162ZM184 94H185V93H184ZM206 94H207V93H206ZM20 95H21V93H20ZM37 95H39V94L37 93ZM37 95H36V96H37ZM48 95H49V93H48ZM58 95H60V93H59ZM82 95H84V94H82ZM85 95H84V96H85ZM99 95H100V93H99ZM115 95H116V94H115ZM163 95H164V94H163ZM169 95H170V94H168V96H169ZM178 95H179V94H178ZM178 95H177V97H178ZM204 95H205V94H204ZM208 95H210V93H209ZM208 95H207V96H208ZM260 95H261V94H260ZM262 95H264V94H262ZM8 96H9V95H8ZM15 96H16V95H15ZM22 96H23V95H22ZM22 96H21V98H20L21 100H23V99H22ZM36 96H35V98H36ZM41 96H42V95H41ZM61 96H62V95H61ZM69 96H71V95H69ZM84 96H83L82 98H84ZM86 96H85V98H86ZM150 96H149V94H148L147 98L149 99ZM159 96H160V95H159ZM159 96H158V97H159ZM174 96H175V95H174ZM244 96H246V95L244 94ZM244 96H243V98H244ZM254 96H255V95H254ZM13 97H14V96H13ZM13 97H12V98H13ZM23 97H24V96H23ZM53 97H54V96H53ZM87 97H88V99H89V96H87ZM94 97H95V96H94ZM141 97H144V96H141ZM141 97H140V98H141ZM155 97H156V96H155ZM158 97H157V98H158ZM161 97H163V96H161ZM175 97H176V96H175ZM182 97L184 98L183 95H182ZM192 97H193V96H192ZM197 97H198V95H197ZM209 97H210V96H209ZM209 97H208V100H210ZM261 97H262V96H261ZM6 98H7V97H6ZM24 98H25V97H24ZM31 98H32V97H31ZM54 98H55V97H54ZM58 98H59V97H58ZM58 98H57V101H58ZM72 98H73V97H72ZM122 98H124V96H123ZM218 98H220V95L218 96ZM246 98H248V97H246ZM246 98H245V101H244V99H243L244 104H245V102L247 101ZM256 98L258 99V97H256ZM15 99H16V98H15ZM15 99H14V100H15ZM37 99H38V98H37ZM120 99H121V97H120ZM130 99H131V98H130ZM148 99H147V101L149 102ZM251 99H252V98H251ZM261 99H262V98H261ZM1 100H2V99H1ZM6 100H7V99H6ZM14 100H12V101L14 102ZM39 100H40V99H39ZM50 100H51V99H50ZM61 100H62V98H61ZM72 100H73V99H72ZM85 100H86V99H85ZM157 100H158V99H157ZM167 100H168V99H167ZM181 100H182V99H181ZM198 100H199V98H198ZM200 100H201V98H200ZM211 100H212V99H211ZM12 101L10 100V102H12ZM15 101L17 102V100H15ZM18 101H19V99H18ZM31 101H32V100H31ZM31 101H30L29 103H31ZM40 101H41V100H40ZM54 101H55V100H54ZM54 101H51V102L53 103ZM117 101H118V100H117ZM145 101H146V100H145ZM147 101H146V102H147ZM230 101H231V102H230ZM243 101H242L241 103H243ZM261 101H262V100H261ZM1 102H3V101H1ZM16 102H15V103H16ZM35 102H36V101H35ZM37 102H38V101H37ZM37 102H36V104L38 105ZM42 102H43V101H42ZM49 102H50V101H49ZM51 102H50V103H51ZM60 102H61V101H59V103H60ZM68 102L73 103L72 101H70V99H69ZM111 102H112V101H111ZM119 102H120V101H119ZM134 102H135V101H134ZM148 102H147V103H148ZM154 102H155V101H154ZM176 102H177L178 107L182 106V103H183L182 101H181V103H180V102H179V99H178V101H176ZM176 102H175V103H176ZM178 102H179V104H178ZM195 102H196V100H195ZM224 102H226V100H224ZM17 103H21V102H17ZM26 103H27V102H26ZM59 103H58V104H59ZM62 103H63V102H62ZM62 103H61V104H62ZM166 103H169V102H166ZM210 103H211V101H210ZM236 103H237V102H236ZM239 103H240V102H239ZM254 103H255V102H254ZM36 104H34V105H36ZM74 104H75V102H74ZM113 104H114V102H113ZM115 104H116V103H115ZM163 104H164V103H163ZM250 104H251V103H248V104L246 103L245 105L247 106V105H250ZM259 104H261L260 101H259ZM3 105H4V103H3ZM3 105L1 104L0 106H3ZM5 105H6V104H5ZM14 105H15V104H14ZM21 105H22V104H21ZM24 105H25V104H24ZM31 105H32V103H31ZM39 105H40V103H39ZM55 105H56V104H55ZM67 105L73 107V104H72V105H69V103H68ZM124 105H125V104H124ZM140 105H141V104H140ZM164 105H166V104H164ZM169 105H170V103H169ZM232 105H234V104H232ZM241 105H242V104H241ZM53 106H54V105H53ZM53 106H52V107H53ZM56 106H57V105H56ZM59 106H60V105H59ZM62 106H63V105H62ZM68 106H65L66 108H64V109H67ZM74 106H75V105H74ZM98 106H99V104H98ZM98 106H97V107H94V109H92V110H98ZM115 106H117V105H115ZM134 106H135V105H134ZM170 106H171V105H170ZM230 106H231V105H230ZM262 106H264V105H262ZM22 107H24V106H22ZM32 107H33V106H32ZM32 107H31V108H32ZM35 107H38V108H39V106H35ZM47 107H48V106H47ZM49 107H50V106H49ZM112 107H114V106H112ZM171 107H173V106H171ZM171 107H169V108H171ZM187 107H188V106H187ZM233 107H235V105H234ZM237 107H238V106H237ZM254 107H256V106H254ZM258 107H259V106H258ZM260 107H261V106H260ZM38 108H36V109H37V110H36L37 112H39L38 110H40V109H38ZM123 108H124V107H123ZM125 108H126V107H125ZM166 108H167V107H166ZM166 108H165V109H166ZM239 108H243V107L241 106V107H239ZM239 108H238V109H239ZM247 108L250 109V107H248V106H247ZM21 109H22V108H21ZM45 109H46V110H50V108H49V109H48V108H45ZM52 109L55 110L54 107H53ZM59 109H60V107H59ZM59 109H56V112H54V111H52V112H54L55 114H57V113L61 112V111H59ZM171 109H172V108H171ZM171 109H170V110H171ZM225 109H226V108H225ZM233 109H234V108H233ZM238 109H236V110H238ZM254 109H255V108H254ZM257 109H258V108H257ZM16 110H17V109H16ZM60 110L63 111L62 108H61ZM68 110L71 111L72 108H71V109H67V111H68ZM113 110H114V108H113ZM141 110H142V109H141ZM153 110H154V109H153ZM184 110H185V109H184ZM258 110H260V109H258ZM12 111H13V110H12ZM20 111H21V110H20ZM25 111H27V110L24 109V112H25ZM58 111H59V112H58ZM90 111H91V110H90ZM172 111H173V109H172ZM175 111H176V110H174V112H175ZM198 111H199V110H198ZM238 111H239V110H238ZM244 111H245V108H244ZM249 111H251V109H250ZM255 111H256V109H255ZM14 112H15V111H14ZM27 112H28V111H27ZM50 112H51V110L48 112V115L50 114ZM154 112L157 113V111H154ZM174 112H173V113H174ZM176 112H177V111H176ZM235 112H236V111H235ZM240 112H241V111H240ZM246 112H247V111H246ZM0 113H1V112H0ZM22 113H23V111H22ZM91 113H92V111H91ZM91 113H90V115H91ZM114 113H115V111H114ZM139 113H140V111H139ZM139 113H138V115H139ZM149 113H150V112H149ZM213 113H214V112H213ZM213 113H211V114H213ZM243 113H244V112H243ZM247 113H248V112H247ZM247 113H246V114H247ZM250 113H251V112H250ZM11 114H12V113H11ZM11 114H10V115H11ZM20 114H21V112L19 113V116H18L19 119L21 118V117H20ZM24 114H25V113H24ZM24 114H23V119H24ZM27 114H28V113H27ZM27 114H25V115H27ZM34 114H35V113H34ZM94 114H95V113H94ZM129 114H130V113H129ZM158 114H159V113H158ZM158 114H156V115L158 116ZM162 114H163V113H161V115H162ZM166 114H167V113H166ZM248 114H249V113H248ZM253 114H254V111H253ZM37 115H38V113H37ZM48 115H47V116H48ZM52 115H53V113H52ZM57 115H58V114H57ZM127 115H128V114H127ZM156 115H153V116H156ZM161 115H159V116H161ZM167 115H168V114H167ZM167 115H166V117H168ZM174 115H175V114H173V117H172V114L170 115V116L172 117V119L174 118ZM198 115H199V114H198ZM198 115H195V116H197V118H198ZM236 115H239V114H236ZM0 116H1V115H0ZM13 116H15V113H14ZM32 116L34 117V115H32ZM58 116H59V115H58ZM105 116H106V115H105ZM105 116H104V117H105ZM115 116H116V115H115ZM115 116H114V119H116ZM159 116H158V117H159ZM175 116H176V115H175ZM203 116H204V115H203ZM211 116H212V115H211ZM211 116H210V117H211ZM216 116H217V114H216ZM234 116H235V115H234ZM234 116H233V117H234ZM242 116H245V115L242 114ZM242 116H241V117H242ZM249 116L251 117L252 115L249 114ZM37 117H40V115H38ZM37 117H36V118H37ZM50 117H51V116H50ZM106 117H107V116H106ZM106 117H105V118H106ZM133 117H134V116H133ZM158 117H155V118H158ZM166 117H164V118H166ZM189 117L192 118V115L189 116ZM225 117L227 118V116H225ZM228 117H229V116H228ZM254 117L256 118V115H254ZM254 117H252L253 119H252V118H251V119L254 120V119H255ZM12 118H14V117H12ZM46 118H47L46 122H43V121L38 120V121H39V124H40V122H41V123L43 122V123H46V124H50V123H48V122H50V121H48V120H51V119H49V117H46ZM57 118H58V117H57ZM59 118H60V117H59ZM59 118H58V119H59ZM105 118H104V119H105ZM134 118H135V120H136V117H134ZM151 118H152L151 120L154 122L155 119L153 120V117H152V116H151ZM168 118H169V117H168ZM197 118L195 117V119H197ZM221 118H222V117H221ZM223 118H224V117H223ZM237 118H238V117H237ZM243 118L245 119V117H243ZM15 119H16V117H15ZM27 119H28V118H27ZM38 119H40V118H38ZM89 119H91V118H89ZM104 119H103V120H104ZM162 119H163V118H162ZM170 119H171V118H170ZM188 119H189V118H188ZM1 120H2V119H1ZM1 120H0V122H2ZM55 120H56V119H55ZM163 120H164V119H163ZM179 120H180V119H179ZM233 120H234V119H233ZM235 120H236V119H235ZM252 120H251V121H252ZM57 121H58V120H57ZM115 121H117V120H115ZM157 121H159V118L157 119ZM210 121H212V119H210ZM231 121H232V120H231ZM14 122H15V121H14ZM25 122H26V121H25ZM36 122H37V120H36ZM58 122H59V121H58ZM58 122H56V123H58ZM65 122H66V121H65ZM68 122H69V121H68ZM104 122H105V121H104ZM170 122H171V121H170ZM172 122H174V120H173ZM188 122H190V120H189ZM252 122H254V121H252ZM252 122H251V124H252ZM21 123H22V122H21ZM21 123H20V124H21ZM37 123H38V122H37ZM56 123H55V124H56ZM102 123H103V122H102ZM102 123H100V124H102ZM116 123H118V122H116ZM116 123H115V125H116ZM132 123H133V120H132ZM140 123H141V122H140ZM154 123H155V122H154ZM160 123L162 124V121H161ZM164 123H165V122H164ZM164 123H163V125H164ZM167 123H169L168 120H167ZM222 123H223V122H222ZM232 123H233V121H232ZM234 123H236V121H235ZM27 124H28V122H27ZM39 124H38V126H39ZM65 124H66V123H65ZM65 124H64V125H65ZM127 124H128V123H127ZM129 124H130L131 126L135 125V123H133V125H132L131 123H129ZM170 124H171V123H170ZM170 124H168V125H170ZM172 124H174V123H172ZM172 124H171V125H172ZM210 124H211V123H210ZM216 124H217V123H216ZM2 125H3V122L0 124V126L2 127ZM22 125H26V124L23 123ZM35 125H36V123H35ZM40 125H42V124H40ZM56 125H57V124H56ZM66 125H67V124H66ZM87 125H89V124H87ZM102 125H103V124H102ZM102 125H101V127H103ZM115 125H113V126H115ZM118 125H119V124H118ZM166 125H167V124H166ZM179 125H180V124H179ZM8 126H9V124H8ZM8 126H7V127H8ZM36 126H37V125H36ZM38 126L36 127L38 132L35 131V133H37V136H38V135H42V134H41V131L38 130ZM44 126H45V125H44ZM58 126H60L61 128L63 127V129H64V126L59 125V123H58ZM58 126H56V128H57ZM199 126L202 127V124L199 125ZM244 126H245V125H244ZM26 127H27V125H26ZM42 127H43V126H41V128H42ZM65 127H67V126H65ZM117 127H120V128H121V126H117ZM128 127L130 128V126H128ZM179 127H180V126H179ZM208 127H209L208 125H205V126H203L202 128H208ZM215 127H216V126H215ZM218 127H219V126H218ZM250 127H252V125H251ZM255 127H256V126L254 125V128H252L253 131H254ZM262 127H264V126H262ZM2 128H3V127H2ZM10 128H11V127H10ZM23 128H24V127L22 126V127L20 128L21 130H19V131L21 132V133L19 132L21 136H22V135L24 136V134H25V132H24L25 130L22 132ZM34 128H35V126H34ZM36 128H35V129H36ZM39 128H40V127H39ZM131 128H132V127H131ZM155 128H159V127H155ZM161 128L163 129V128H165V127H164V126L162 127V125H161ZM177 128H178V127H177ZM177 128H176V129H177ZM181 128H182V127H181ZM183 128H184V126H183ZM202 128H200V129H202ZM221 128H222V127H221ZM243 128H244V127H243ZM243 128H241L240 131H242ZM247 128H248V127H247ZM11 129H12V128H11ZM24 129H25V128H24ZM31 129H32V127H31ZM43 129H44V128H43ZM59 129H60V128H59ZM66 129H67V128H66ZM112 129H113V128H112ZM114 129H116V128L114 127ZM138 129H139V127H138ZM167 129H168V128H167ZM167 129H165V131H166ZM218 129H219V128H218ZM236 129H238V128H236ZM32 130H33V129H32ZM32 130H31V131H32ZM41 130H42V129H41ZM56 130H57V129H56ZM56 130H53V131L55 132ZM181 130H182V129H181ZM245 130H246V129H245ZM247 130H251V128H249V129H247ZM255 130H257V132H259V131H258V128H256ZM16 131H17V130H16ZM44 131L47 132L46 129H44ZM58 131H60V130H58ZM58 131H57V132H58ZM61 131L63 132V137H62V138L65 139V137H64V133H65V132H64L63 130H61ZM61 131H60V132H61ZM133 131H134V130H132V132H133ZM138 131H139V130H138ZM141 131H142V130H141ZM150 131H152V130H150ZM154 131H155V129L153 130V132H154ZM161 131H162V133L165 132V131H163V130H161ZM234 131H235V130H233V132H234ZM253 131H252V132H253ZM17 132H18V131H17ZM39 132H40V133H39ZM54 132L51 133V134H53V135H51V137H53V136L55 135ZM60 132H59V134H60ZM62 132H61V133H62ZM111 132L114 133L115 131H111ZM116 132H117V131H116ZM153 132H152V133H153ZM158 132H159V131H158ZM233 132H232V133H233ZM236 132H237V131H236ZM236 132H234V133H236ZM248 132H249V131H248ZM19 133H18V135H19ZM29 133H31V135L34 134L33 132H29ZM42 133H44V132L42 131ZM142 133H143V132H142ZM150 133H151V132H150ZM159 133H161V132H159ZM172 133H174V132H172ZM241 133H242V132H241ZM241 133H240V134H241ZM11 134L15 136L16 132H15V134H13V131H12ZM11 134H10L9 137H7V135H5V136L7 137V139H6V141H3V140H5V139L3 138L2 141L6 143L7 140H9L10 138H13L14 136L12 137ZM47 134H48V132H47ZM147 134H148V133H147ZM156 134H157V133H156ZM156 134H155V136H156ZM243 134H244V133H243ZM254 134H255V135H258V134L256 133V131L253 132V136H255ZM18 135H16V136H18ZM20 135H19V136H20ZM29 135H30V134H28V136H29ZM43 135H44V134H43ZM45 135H46V134H45ZM45 135H44V136H41V137L38 136V138H37V136H35V134H34V135L32 136V138H31L32 141H30V142L34 145V143H33V142H34L33 137L35 136V138H36V139H35V140H36V141H35V144H37V145H35V148H33V147H32V148L35 149V150L38 149V148L40 149V150L38 149L39 152L36 150L35 155H36V157H37V156H38V157H37V158H36V157L33 158V159L36 158V159H35L36 162H35V160H34V162L37 164V163H40V162H41V163L45 162L46 159L50 160V161L47 160L48 164L45 163V165H46L45 167H46V168H47L48 166H50L49 168H50L51 172H50L49 175H48L49 177L51 176V175H50L51 173L54 175V173H57V172H61V171H63V175H65L68 179H67L65 176H62V179H61V178L58 179L57 182H58V183L61 182V183L64 184V182L66 181V182H65L66 185L68 186V188L70 187V190H69V189H68V190H69V192L71 191L70 193H72L73 195H74V193H73V190H74V189H75V192H76V190H77V192L79 191V193H80V190H79V189H81V192H83V191H82L83 188H84L83 186L85 185V183H84L85 181H84V180H86L85 175L82 176L83 172L81 171V170L83 169L82 165H83L84 163L82 164V162H84V160H83L84 157L82 158V160H81L82 162H81L80 164H79V162H78V161H79L78 158H79V157L81 158V156H83V155L86 156V153H84V152H87V149H86L87 147L85 148V151L82 150V154H83V153H84V154L81 155V156H79V157L77 158L78 161H76L77 163L75 164V161H74V162L71 161V160H72L71 158H72L73 156H72V157L69 156L70 158L68 159V158H67L68 156H66V153H64L65 156H66V158L68 159V160H67V159L65 160V157H63L64 155H61V153L59 154V152H61L62 149L64 150V146H65L64 142H62V144H64V146H62L61 144H59V143H61L62 140H60V139H62V138L59 139V137H58V138H55L56 140H54V137H53V139H52V140H54L55 142H57V139L60 140V142H59V140H58V142H59V143L57 142L58 144H57V143L54 144V146H55V145H59V146L61 145V146H62V148H58V149H57V147H54V150H55V148H56V150H57V151H55V152H56V153L58 152L57 154L60 155V156L58 157V155H57V154L55 155V153H54L53 146H52V150H50V149H51L50 145L52 144V143H51L52 141L50 142V143H51L50 145H46V144L44 143V142L47 141V140H44V139H46ZM65 135H66V134H65ZM130 135H132V134L130 133ZM206 135H207V134H206ZM3 136H4V135H3ZM23 136H22L21 138H23ZM46 136H47V135H46ZM48 136H50V135H48ZM56 136H58V134H56L55 137H56ZM95 136L98 137V135H96V133H95ZM100 136H101V135H100ZM135 136H136V135H135ZM135 136H133V138H134ZM169 136H170V135H169ZM190 136H191V135H190ZM193 136H194V134H193ZM244 136H245V135H244ZM253 136H252V137H253ZM6 137H5V138H6ZM39 137H40L41 140L39 139ZM43 137H45V138L43 139ZM97 137H96V138H97ZM138 137H139V136H138ZM146 137H148V136H146ZM249 137H250V136H249ZM255 137H256V136H255ZM8 138H9V139H8ZM21 138H20V139H21ZM47 138H48V137H47ZM119 138H120V137H119ZM148 138H149V137H148ZM152 138H153V136L150 138L149 141H151ZM154 138H155V137H154ZM178 138H182V137L179 136ZM195 138H196V137H195ZM195 138H194V137H193V138H192V137L190 138V137L188 136V134H187L185 137H183V140H185V144L183 145V148H182V149H183L184 151H185V150L187 151V149L189 148V147H187L188 145H189V146H190V145H195V144H194L195 141L193 140V139H195ZM199 138H200V136H198V138H196V140H198ZM204 138H205V137H204ZM250 138H251V137H250ZM256 138H257V137H256ZM261 138H262V137H261ZM261 138H260V139H261ZM0 139H1V138H0ZM14 139H15V138H14ZM24 139H25V138H24ZM42 139H43V140H42ZM111 139H112V138H111ZM134 139H135V138H134ZM134 139H133V141H135ZM140 139H141V138H140ZM200 139H201V141H203V142L205 141V140L203 139L202 136H201ZM235 139H236V138H235ZM235 139H234V140H235ZM97 140H98V139H97ZM97 140H96V141H97ZM142 140H143V139H142ZM142 140H139V141L141 142ZM146 140H147L146 142L143 140V142H144V143L142 142L143 144H141V143L138 142L137 140H136V141L138 142V144H140V147H141V145H142L143 147L146 146V150H149V149H147V148H148V146L150 147V145H149L150 143H148V145H147L148 139H146ZM231 140H233V139H231ZM234 140H233V143L237 142V141L234 142ZM236 140H238V139H236ZM248 140L250 141V139H248ZM251 140H252V138H251ZM256 140H257V139H256ZM21 141H22V140H21ZM21 141H20V143H21ZM23 141H24V140H23ZM23 141H22V145L20 144L21 147L23 146V143L25 142V141H24V142H23ZM37 141H38V142H37ZM63 141H64V140H63ZM93 141H94V139H93ZM136 141H135V142H136ZM163 141H164V140H163ZM238 141H239V140H238ZM12 142H13V141H12ZM48 142H49V139H48ZM48 142H47V143H48ZM55 142H53V143H55ZM94 142H95V141H94ZM129 142H130V141H129ZM137 142H136V145H137ZM167 142H171L170 139H169V141H167ZM167 142H165V143L167 144ZM199 142H200V141H199ZM223 142H224V141H223ZM223 142H222V148H223V150H225V149L227 148V145H228V144L226 145V144H224ZM231 142H232V141H231ZM260 142H261V141H260ZM38 143L41 144L42 147H40V145H39V147H38ZM43 143H44L45 145H44ZM92 143H93V142H92ZM130 143H131V142H130ZM163 143H164V142H163ZM165 143L162 144V145H163L162 147L160 146V147L162 148V149H161L162 152H161V150H159V152H160V156H161V157H159L160 159H162L163 156H164L165 154H167L168 151H170V149H168L167 147L171 148L170 146H172V144H174L175 141H173L172 143H169L167 146H165ZM14 144H17V142H16V143L14 142ZM14 144H13V145L11 144V145H12V146H11V147H12L11 149L16 148L17 145L19 146V144H17V145H15V146H16V147H15ZM94 144H97V143H94ZM126 144H127V143H126ZM132 144H134V143H131L130 145H132ZM144 144H145V145H144ZM179 144H180V143H179ZM179 144H178V146H179ZM72 145H73V144H72ZM90 145H91V144H90ZM136 145H134L133 148L135 147V149H136ZM181 145H182V144H181ZM185 145H187V146H186L187 149H186V148L184 149V146H185ZM196 145H197V144H196ZM223 145H224V146H223ZM229 145H232V146L234 145V146H235V144H229ZM2 146H4V145H2ZM5 146H8V143H7ZM43 146H44V147H43ZM61 146H60V147H61ZM67 146H68V143H67ZM67 146H66V147H67ZM138 146H139V145H138ZM178 146H177V147H178ZM200 146H202V145H201V142H200ZM216 146H217V145H216ZM26 147H27V146H26ZM37 147H38V148H37ZM48 147H50V148H48ZM95 147H96V146H95ZM140 147H139V148H140ZM217 147H218V146H217ZM217 147H216V148H217ZM224 147H225V148H224ZM1 148H2V147H1V144H0V149H1ZM3 148H5V147H3ZM7 148H8V147H7ZM17 148H18V147H17ZM17 148H16V149H17ZM32 148H31V150H32ZM42 148H43V149H42ZM44 148H46V149L48 148V149L46 150V149H44ZM70 148H71V147H70ZM103 148H104V146L102 147V151H103ZM130 148H132V147H130ZM139 148H137L136 150L139 151ZM178 148H179V147H178ZM199 148H200V147H199ZM206 148H207V146H205V150H206ZM216 148H215V149H216ZM232 148H233V147H232ZM232 148H231V150H232ZM18 149H19V152H20V147H19ZM41 149H42V150H41ZM59 149H60V150H59ZM73 149H75V148H73ZM96 149H97V148H96ZM96 149H95V152H96ZM140 149H141V151H142V147H141ZM217 149L219 150L218 153L223 152V151L220 150L219 147H218ZM2 150H3V149H1L0 151H2ZM6 150H7V149H6ZM6 150H3V151L6 152ZM24 150H25V149H24ZM35 150H33V151H35ZM43 150H44V151H43ZM45 150H46L48 153H47ZM58 150H59V151H58ZM67 150H68V149H67ZM69 150H70V149H69ZM69 150H68V151H69ZM100 150H101V149H100ZM112 150H113V149H112ZM130 150H131V149H129L128 151H130ZM146 150H145V151H146ZM150 150H151V149H150ZM176 150H178V149H176ZM40 151H41L42 153H44V154L46 153L47 155L45 154V155L43 156L42 153H40ZM51 151H53V154H54V155L52 154ZM68 151H67V154L70 155V153H69ZM73 151H74V150H73ZM73 151H72V152H73ZM77 151H78V149H77ZM77 151H76V152H77ZM83 151H84V152H83ZM102 151H101V153H104V152H102ZM110 151H111V150H110ZM116 151H117V150H116ZM118 151H119V150H118ZM128 151H127V152H128ZM145 151L143 150L142 153H144ZM178 151H179V152H182L181 148H180ZM186 151H185V152H186ZM262 151H264V150H262ZM262 151H261V152H262ZM70 152H71V150H70ZM99 152H100V151H99ZM111 152L113 153V151H111ZM122 152L124 153V152H126V151L124 150V151H122ZM122 152H120V153L122 154ZM132 152H133V151H132ZM135 152H136V151L134 150V154H135ZM157 152H158V151H157ZM159 152H158V153H159ZM176 152H177V151H176ZM0 153H1V152H0ZM17 153H18V152H17ZM21 153H22V152H21ZM28 153L33 154L34 152H33V153H32V152H28ZM38 153H39V154H38ZM79 153H80V151H79ZM92 153H94V152L92 151ZM101 153H100V154H101ZM120 153H119V154H120ZM147 153L150 154L149 152H147ZM212 153H213V151H212ZM212 153H211V154H212ZM4 154H5V153H4ZM4 154H2V155H0V156H4ZM37 154H38V155H37ZM40 154H41V155H40ZM62 154H63V151H62ZM74 154H75V152H74ZM76 154H77V153H76ZM90 154H91V152H90ZM90 154H89V155H90ZM98 154H99V153H98ZM117 154H118V152H117ZM130 154H131V152H130ZM132 154H133V153H132ZM176 154H178V153H176ZM179 154H180V153H179ZM179 154H178L177 158L180 157ZM214 154H215V153H214ZM216 154H217V153H216ZM220 154H221V153H220ZM256 154H257V153H256ZM256 154H255V155H256ZM258 154H259V153H258ZM49 155H50V156H49ZM72 155H73V154H72ZM78 155H79V154H78ZM91 155H92V154H91ZM101 155L104 156L105 154H101ZM109 155H110V154H108L107 156L109 157ZM111 155H112V154H111ZM127 155L129 156V154H127ZM144 155H145V153H144ZM151 155L153 156V153H152ZM162 155H163V156H162ZM218 155H219V154H218ZM45 156H46V157H45ZM52 156H55V157H52ZM92 156H94V154H93ZM96 156H97V155H96ZM102 156H101V157H102ZM107 156H105V157H107ZM112 156H113V155H112ZM112 156H110V157H112ZM123 156H124V155L122 154V157H123ZM128 156H127L128 160H130L129 158H132V157H133V156H132V157H130V156L128 157ZM145 156H149V155H145ZM199 156H201V155H199ZM212 156H213V155H212ZM215 156H216V155H215ZM236 156H237V155H236ZM256 156H257V155H256ZM18 157H19V156H18ZM43 157H44V158H43ZM50 157H51V158H50ZM56 157H58V158H56ZM60 157H62V158H60ZM110 157H109V159L106 158L107 160H109V163H110V160H111V159L113 160V157L115 158V156H113L112 158H110ZM141 157H142V156H141ZM149 157H150V156H149ZM167 157H168V155H167ZM251 157H252V156H251ZM0 158H1V157H0ZM39 158H40V159H39ZM42 158H43V159H42ZM59 158H60V160H59ZM73 158H74V157H73ZM75 158H76V155H75ZM85 158H86V157H85ZM85 158H84V159H85ZM98 158H99V157H98ZM119 158H120V157H119ZM119 158H118V159H119ZM127 158H126V160H127ZM144 158H145V157H144ZM144 158H143V159H144ZM165 158H166V156H165L163 159L167 161V159H165ZM173 158H175L174 155H173ZM173 158H172V159H173ZM177 158H175V159H177ZM257 158H258V157H257ZM260 158H261V157H260ZM33 159H32V161H33ZM37 159H38V160H37ZM51 159H53V160L58 159V160H56V161H52ZM62 159L64 160V163L61 162ZM70 159H71V160H70ZM92 159H93V157H91V160H92ZM123 159H124V158H122V160H123ZM132 159H135V157L132 158ZM132 159H131V160H132ZM145 159H147V158H145ZM178 159H179V158H178ZM191 159H192V158H191ZM248 159H249V157H248ZM251 159H252V158H251ZM253 159H255V158H253ZM1 160H2V159H1ZM39 160H40V162H39ZM42 160H44V161L42 162ZM74 160H75V159H74ZM88 160H89V158L86 159V161H88ZM101 160H102V159H101ZM101 160H100V159L98 160V164H99V162H100ZM120 160H121V159H119V161H120ZM131 160H130L129 162H131ZM173 160H174V159H173ZM208 160H209V158H208ZM249 160H250V159H249ZM58 161H59V162H58ZM70 161L72 162V164H70V163H71ZM132 161H133V160H132ZM136 161H137V160H136ZM166 161H165V163H166ZM170 161H171V160H170ZM195 161H196V160H195ZM252 161H253V160H252ZM252 161H249V163H252ZM259 161H260V160H259ZM259 161H258V162L256 161L257 164L255 163V166L258 165L259 168H261V166H264V165H262V164H264V159L261 160L262 162H259ZM10 162H11V161H10ZM13 162H14V161H13ZM17 162H18V161H17ZM51 162H53L54 164H51ZM55 162H57V165H58V166H57V165L55 166ZM60 162H61V163H60ZM111 162H112V161H111ZM116 162L118 163V161H116ZM160 162H161V160H160ZM190 162H191V161H190ZM200 162H201V161H200ZM245 162H246V161H245ZM66 163H69V164H66ZM87 163L90 164L89 162H87ZM102 163H103V161H102ZM102 163L100 162V164H102ZM117 163H116V164H117ZM123 163H124V162H123ZM174 163L176 164V161H175ZM195 163H196V162H195ZM195 163H194V164H195ZM259 163H260V165H259ZM261 163H262V164H261ZM11 164H12V162H11ZM17 164H19V163H17ZM50 164H51V165H50ZM59 164H60V165H59ZM62 164H63V165H62ZM65 164H66V165H65ZM78 164H79V166H78ZM111 164H112V163H110V165H111ZM132 164H133V163H132ZM159 164H162V166H163V165H164V162L162 161V163H159ZM170 164H171V163L169 162V165H170ZM191 164H192V163H191ZM194 164H193V166H194ZM198 164H200V163L198 162ZM240 164L243 165L244 162H243V164H242V163H240ZM240 164H239V165H240ZM14 165H16V162H14V163L12 164V166H14ZM39 165H41V164H38V166H39ZM42 165L44 166V163H43ZM42 165H41V166H42ZM47 165H48V166H47ZM64 165H65V166H64ZM67 165H68V166H67ZM69 165H72V167H69ZM75 165H76V166H75ZM80 165H81V166H80ZM102 165L104 166V165H106V164L103 163ZM102 165H101V166H102ZM112 165H113V164H112ZM121 165H123L122 162H121V163L119 162V166H121ZM136 165H137V164H136ZM165 165H166V164H165ZM200 165H201V164H200ZM210 165H211V164H210ZM215 165H216V162H215ZM229 165H230V164H229ZM229 165H228V166H229ZM246 165L249 166V164H246ZM251 165H252V164H251ZM253 165H254V163H253ZM0 166H1V165H0ZM43 166L41 167L42 169H40V168H39V169H40V170L45 169L46 172H48L47 169H46L45 167H43ZM51 166H52V167H51ZM59 166H60V167L62 166V168H64V169L66 168V166H67L68 168H66L65 170L61 168V169H59V171H58V169H57V170L54 169V167H59ZM83 166H84V165H83ZM96 166H97V168H99L98 165H96ZM101 166H100V167H101ZM106 166H107V165H106ZM130 166H131V165H130ZM137 166H138V165H137ZM153 166H154V165H153ZM155 166H156V165H155ZM159 166L161 167V165H159ZM193 166H192V168H193ZM196 166H197V165H196ZM196 166H195V168H196ZM202 166H203V165H202ZM205 166H206V165H205ZM17 167H19V166H17ZM74 167L77 168V169H74ZM89 167L91 168V166H89ZM108 167H109V166H107V168H106V167L104 166V168H106V171L108 172V176H110L109 171L107 170ZM157 167H158V166H157ZM157 167H156V168H157ZM160 167H159V168H160ZM163 167H165V166H163ZM163 167H162V168H163ZM171 167H173V166H171ZM244 167H245V165H244ZM250 167L253 168L254 166H253V167H252V166H249V168H250ZM37 168H38V167H37ZM49 168H48V169H49ZM52 168H53V169H52ZM80 168H82V169L80 170ZM104 168H103V169H104ZM119 168H120V167H119ZM129 168H130V167H129ZM139 168H141V167H139ZM143 168H144V166H143ZM143 168H142V170H143ZM154 168H155V167H154ZM159 168H157V169H159ZM165 168H166V167H165ZM176 168H177V166H176ZM192 168H191V169H192ZM195 168H194V169H195ZM202 168H205V167H202ZM237 168H238V167H237ZM237 168H236V169H237ZM247 168H248V167L246 166V170H248ZM256 168H257V167H256ZM39 169H38V170H39ZM71 169H72V171H71ZM78 169H79V170H78ZM88 169H89V168H88ZM110 169H111V166H110ZM123 169L125 170L124 167L122 168V170H123ZM145 169L147 170V168H145ZM145 169H144V171H145ZM148 169H149V168H148ZM191 169H190V170H191ZM194 169H193V171H194ZM196 169L199 171L200 167H197ZM196 169H195V170H196ZM222 169H223V168H222ZM225 169H226V168H225ZM233 169H234V168H233ZM233 169H232V170H233ZM236 169H234L235 171L233 170L234 175H237V174H238ZM254 169H255V168H254ZM10 170H11V169H10ZM10 170H9V171H10ZM15 170H16V169H15ZM17 170H19V169L17 168ZM17 170H16V171H17ZM53 170H55V172H53ZM69 170H70V171H69ZM75 170H77L78 173H77ZM111 170H112V169H111ZM117 170H118V169H117ZM119 170H121V169H119ZM119 170L116 171V172H118V173L120 174ZM134 170H135V167H134ZM134 170H133V171H134ZM161 170H162V169H160V171H161ZM177 170H178V169H177ZM228 170H229V169H228ZM228 170H226V171H228ZM232 170H231V171H232ZM257 170H258V169H257ZM262 170H264V168H262ZM0 171H1V170H0ZM9 171H8V173H9ZM16 171L11 170V173L9 174V178H10V180H12L13 182H14L16 179L19 178L18 176H20V175H17V173H16V175H15L16 178L14 179V177H13V176H14L13 172L15 173ZM25 171H26V170H25ZM68 171H69V172H68ZM79 171H81L82 174H80ZM88 171H89V170H88ZM92 171H93V170H92ZM106 171H105V172H106ZM125 171H127V170H125ZM128 171H129V170H128ZM152 171H154V170H152ZM164 171H166V169H165ZM164 171H163V172H164ZM181 171H182V170H181ZM198 171H197V172H198ZM200 171H201V170H200ZM200 171L198 172V174L200 173ZM207 171H208V170H207ZM223 171H225V170H223ZM238 171L240 172V169H238ZM250 171H251V169H250ZM250 171L248 170L247 172H250ZM17 172H18V171H17ZM44 172H45V171H44ZM65 172H66V174H65ZM67 172H68V173H71V174L69 175ZM73 172H74V173H73ZM75 172H76V173H75ZM101 172H102V171H100V173H101ZM105 172L102 173V179H101V178H100V179L102 180L101 182L104 181V183H102V184L104 185L105 188L103 187V185H102V187L104 188V191H105V189H106L105 193H106L107 191H108V193H109V192H112V194L110 193V195H108L107 193H106L107 196L105 195L106 197H109V196H110L109 199L107 198L108 203H109L110 198H111V200H112L113 193L116 191L117 188L119 189V190H117V191H119V192H118V193H119L118 196L121 195V194H122L123 196H127L128 194L124 195V193H120V191L123 192V190L126 188L125 186H127L128 181H127L126 179L128 178V177H127L128 172H127V174H125L126 172L124 173V172L121 171L122 173L125 174V175H123L124 178H123V176H122L121 174L119 175V174L117 173V174L119 175L118 178H119V179L121 178L120 180H122V178H123L124 181L126 180L125 182H124V181H123V182H120V181L115 182V180H116V179L118 180V178H117V176H115V175H114V176L116 177V179L113 178V176H112V174H111V177H109L110 180H108V181L110 182V184H111V181L113 182V184L115 183V185L111 184V186L108 184L109 182H108V183H107V181L105 182V179H107V177H108V176H106L107 173H105ZM166 172H167V171H166ZM175 172H176V171H175ZM211 172H212V171H211ZM235 172H236L237 174H236ZM241 172H242V171H241ZM241 172H240V173H241ZM251 172H252V171H251ZM251 172H250V173H251ZM261 172H262V171H261ZM32 173H33V172H32ZM93 173H95V172L93 171ZM93 173H92V175H94V177H96L95 174H93ZM100 173H99V174H100ZM104 173H105V174H104ZM136 173L138 174V172H135V176L137 175ZM143 173H146V174H147V172H143ZM154 173H155V171H154ZM184 173H185V172H184ZM184 173H183V174H184ZM190 173H191V174H189V175H190L189 177H191V175H194V174H192V173H195L194 177H195V176H198V175L196 174L195 171H194V172L190 171ZM207 173H208V172H205L206 176H205V174H203L202 177L208 179V175L211 174V173H208V174H207ZM222 173H223V175H224V172H222ZM254 173H255V172H254ZM6 174H7V173H6ZM11 174H13V176H11ZM41 174H42V173H41ZM57 174H58V175H57ZM57 174H56V175H57L58 178H59L60 175L62 174V172L60 173V175H59V173H57ZM75 174H76V175H75ZM79 174H80L81 178H80V176H77V175H79ZM117 174H116V175H117ZM146 174H144V176H145ZM163 174H164V173H163ZM174 174H175V173H174ZM181 174H182V173H181ZM213 174H214V173H213ZM218 174H221V171H220V173H219V171H218ZM229 174H230V173H229ZM231 174H232V172H231ZM231 174H230V175H231ZM242 174H244V172H243ZM252 174H253V173H252ZM42 175H43V174H42ZM42 175H41V176H42ZM45 175H46V174H45ZM56 175H55L54 177H56ZM103 175L106 176V177H104ZM184 175H185V174H184ZM230 175H229V176H230ZM250 175H251V174H250ZM7 176H8V174H7ZM48 176H47V177H48ZM68 176H69V177H68ZM120 176H121V177H120ZM148 176H149V175H148ZM168 176H169V174H168ZM226 176H227V175H226ZM237 176H239V175H237ZM241 176H242V175H241ZM241 176H240V177H241ZM254 176H255V175H254ZM258 176H259V175H258ZM17 177H18V178H17ZM31 177H32V174H31ZM39 177H40V176H39ZM54 177H50V178H48V179H49L48 182H50V181H51L50 179H52V178H54ZM75 177H76V178H75ZM82 177H83V180H81ZM91 177H92V176H91ZM91 177H89L90 179H88V180H90V183L88 182L89 184H91V183L93 184L94 182H98V183H99V181L96 180V179H94V182H91V180L93 181V179H91ZM94 177H93V178H94ZM137 177H138V175L136 176V178H137ZM182 177H184V176H182ZM182 177H181V178H182ZM198 177H199V176H198ZM198 177H195V179L200 183V181L197 179ZM200 177H201V176H200ZM210 177H211V176H210ZM231 177H232V176H231ZM242 177L244 178V176H242ZM262 177H264V176H262ZM7 178H8V177H7ZM12 178H13V179H12ZM29 178H30V177H29ZM29 178H28V179H29ZM33 178H34V176H33ZM33 178H32V179H33ZM56 178H57V177H56ZM56 178H55V179H56ZM64 178H66V179L64 180V182H62L61 180H63ZM74 178H75V180L78 178L76 182H75ZM109 178H108V179H109ZM165 178H166V177H165ZM227 178H229V177H227ZM30 179H31V178H30ZM35 179H36V178H35ZM35 179H34V180H35ZM38 179H39V178H38ZM72 179H73V180H72ZM111 179H112V180H111ZM129 179H130V178H129ZM146 179H147V178H146ZM167 179H168V177H167ZM183 179H184V178H183ZM192 179H194V178H192ZM233 179H235V176H234ZM244 179H245V178H244ZM254 179H255V178H254ZM261 179H262V178H261ZM10 180H9V181H10ZM18 180L20 181V179H18ZM23 180H24V179H23ZM23 180H22V181H23ZM25 180H26V182H29V183L32 182V181H28L26 178H25ZM39 180H40V179H39ZM42 180H43V179H41V181H42ZM56 180H57V179H56ZM68 180H70V181H68ZM95 180H96V181H95ZM138 180H139V179H138ZM169 180H170V179H168L167 181L169 182ZM190 180H191V178H190ZM201 180H202V179H201ZM220 180H221V178H220ZM227 180H228V179H227ZM231 180H232V179H231ZM0 181H1V180H0ZM6 181H8V180H6ZM6 181H4V182H6ZM19 181H18V182H19ZM83 181H84V182H83ZM153 181H154V180H153ZM184 181H186V180H184ZM197 181H196V182H197ZM210 181H212V180H210ZM232 181H233V180H232ZM242 181H243V184L246 182V181L244 182V180H242ZM15 182H16V181H15ZM15 182H14V183H15ZM26 182H25V183H26ZM35 182H36V180H35ZM35 182H34V183H35ZM38 182H39V181H38ZM57 182H55V185L57 184ZM68 182L71 183V184H68ZM74 182H75V183H74ZM82 182H83V186H82ZM86 182H87V181H86ZM126 182H127V183H126ZM139 182H141V181H138V183H136V186H139V185H137V184H139ZM155 182H156V181H155ZM177 182H178V181H177ZM190 182L193 183L192 180H191ZM190 182H188V183L190 184ZM203 182H204V181H203ZM203 182H202V183H203ZM207 182H208V180H207ZM240 182H241V181L239 180V183H240ZM0 183H1V182H0ZM7 183H8V182H7ZM25 183L23 182L22 184H25ZM88 183H87V185H88ZM106 183H107V184H106ZM117 183H118V184H117ZM119 183H121V184L124 183L123 187H120V188H119V185H121V184H119ZM153 183H154V182H153ZM205 183H206V181H205ZM205 183H204V184H205ZM212 183H213V181H212ZM219 183H222V180H221V182H219ZM241 183H242V182H241ZM5 184H6V183H5ZM40 184H41V182H39V184L37 185L38 188L36 187L37 190H35V191L37 192V194H36L35 192H33V193H35V196H37L38 193H39V195L42 194V195H40V196H43V194H44V193H42L43 190H42V192H41V191H40L41 189L39 188V187H42V186H43V183H42V185H40ZM48 184H49V183H48ZM48 184H47V185H48ZM63 184H59V185H63ZM161 184H162V183H161ZM189 184H187V185H189ZM204 184H201V183H200V185H204ZM207 184H208V183H207ZM209 184H210V183H209ZM229 184H230V183H229ZM231 184H232V183H231ZM234 184H235V183H234ZM234 184H232V185L234 186ZM246 184H247V183H246ZM246 184H244V185H246ZM259 184H260V183H259ZM7 185H8V184H7ZM7 185H6V186H7ZM34 185H35V184H34ZM39 185H40V186H39ZM45 185H46V184H45ZM45 185H44V187H47V185H46V186H45ZM69 185H72V186L74 185V186L71 187V186H69ZM76 185H77V186H76ZM95 185H96V186H95ZM100 185H101V184H100ZM100 185H98V186H100ZM106 185L109 186V187L106 188ZM129 185H130V184L128 183V186H127V187H129ZM153 185H154V184H153ZM162 185L164 186V185H166V184L164 183V184H162ZM162 185H160V186H162ZM172 185H173V184H172ZM179 185H180V183H179ZM187 185H186V186H187ZM195 185H197V184H195ZM195 185H194V186H195ZM218 185H219V184H218ZM241 185H242V184H240L239 187H240ZM244 185H242V186H244ZM247 185H248V184H247ZM26 186L29 187L28 184H27ZM48 186H49V185H48ZM64 186H65V185H63V187H60L61 191H60V192L58 191L59 194H60L61 192L64 193V191H65V193H66V191H67V190H66V187H67V186H65V187H64ZM81 186H82L83 188H82ZM85 186H86V185H85ZM113 186H115V188H116V187H117V188L114 189ZM197 186H198V185H197ZM197 186H196V187H197ZM220 186H221V185H220ZM220 186H219V187H220ZM233 186H231V187H233ZM249 186H251V183H250ZM253 186H254V185H253ZM32 187H33V186H32ZM55 187H56V186H55ZM74 187H75V188H74ZM77 187H78L79 189H77ZM87 187L90 189V185H88ZM94 187L96 188V190H98V188H99V189L101 188V187H97V184H94ZM110 187L114 189V192L112 191L113 189H111ZM169 187H170V186H169ZM179 187H181V186H179ZM200 187H201V186H200ZM202 187H203V186H202ZM205 187H207V186H205ZM209 187H210V186H208L207 188H209ZM219 187L216 186V189H215L216 191H215V190H214V191L217 192V190H218V191L221 190V191L223 192L224 190L220 189L221 187H220V188H219ZM239 187L237 188V190L239 189ZM7 188H8V187H7ZM7 188H6V190H8ZM10 188H11V187H10ZM30 188H31V187H30ZM33 188H34V187H33ZM48 188H49V187H48ZM62 188H63V189H62ZM123 188H124V189H123ZM165 188H167V186H164L163 189H165ZM188 188H189V187H188ZM218 188H219L220 190H219ZM222 188H223V186H222ZM246 188H247V187H246ZM253 188H254V187H253ZM27 189H28V188H27ZM43 189H44V188H43ZM52 189H53V188H52ZM55 189H57V188H55ZM71 189H73V190H71ZM89 189H87V190H89ZM93 189H94V188H93ZM109 189H111V190L109 191ZM122 189H123V190H122ZM129 189H130V191H131V192H129V194H130V193L132 194V190H131V188L126 189V191H124V192L127 193V191H128ZM146 189H147V188H146ZM180 189H181V188H180ZM196 189L198 190L199 187H197ZM202 189H203V188H202ZM204 189H205V188H204ZM235 189H236V188H235ZM249 189H250V188H249ZM249 189H248V191L252 190V188H251L250 190H249ZM28 190H30V189H28ZM44 190H46V189H44ZM58 190H59V189H58ZM63 190H64V191H63ZM84 190H86V188H84ZM134 190H136V189H134ZM134 190H133V191H134ZM147 190H148V189H147ZM157 190H158V189H157ZM165 190H166V189H165ZM171 190H172V188H171ZM174 190H175V189H174ZM177 190H179V188H177ZM188 190H190V189H188ZM206 190H207V189H206ZM208 190H209V189H208ZM226 190H227V189H226ZM228 190H229V189H228ZM243 190H244V188L242 189V187H240V189L238 190V191H240L239 194H241V193L243 192ZM253 190H254V189H253ZM1 191H2V190H1ZM4 191H5V189H4ZM33 191H34V190H33ZM39 191H40L41 193H40ZM46 191H47V190H46ZM48 191H49V189H48ZM48 191H47V192H48ZM91 191H92V188H91L90 192L88 191V192L90 193V195H91V194L93 195L94 193H99V194H100V193H101V194L103 193L101 189L99 190L100 192H98V191H97V192H96V191L94 192V190H93L92 192H91ZM172 191H173V190H172ZM191 191H192V190H191ZM203 191H204V190H203ZM203 191L200 190V192H203ZM212 191H213V190H212ZM238 191H236V192L238 193ZM248 191H247V192H248ZM9 192H10V191H9ZM31 192H32V191H31ZM93 192H94V193H93ZM134 192H135V191H134ZM162 192H163V191H162ZM179 192H183V191L180 190ZM179 192H175V194H176V193L178 194ZM186 192H187V190H186L184 193H186ZM189 192H190V191H189ZM226 192H230V191H226ZM226 192H225V194H226ZM234 192H235V191H234ZM244 192H245V190H244ZM250 192H251V191H250ZM250 192H249V193H250ZM252 192H253V191H252ZM252 192H251V193H252ZM6 193H8V192H6ZM67 193H68V192H67ZM79 193H78V194H79ZM83 193H86V192L84 191ZM83 193H81V194H83ZM105 193H103V194L101 195V196H103V197H101V198H100V195H97V197L99 196L97 199H98V200L100 199V202H102L101 200H103L104 203L102 202V203L100 204L99 201H95L94 203H99V204H100V207H101L102 205H105V204H106V206H107V201H106V198H105V196H104ZM145 193H146V192H145ZM167 193H168V192H167ZM169 193H170V192H169ZM173 193H174V191H173ZM173 193H172V194H173ZM184 193H183V194H184ZM187 193H188V192H187ZM187 193H186V194H187ZM193 193H194V192H193ZM193 193L190 192L191 196H192ZM203 193H204V192H203ZM223 193H224V192H223ZM262 193H264V192H262ZM1 194H2V193H1ZM3 194H4V193H3ZM8 194H9V193H8ZM72 194H71V195H72ZM75 194H77V193H75ZM78 194L75 195V196L78 197V196H79ZM175 194H174V196L177 195V194H176V195H175ZM183 194H181V195H183ZM199 194H200V193H199ZM209 194H211V192H210ZM209 194H208V195H209ZM216 194H217V193H216ZM216 194H215V195L212 194V195H214L215 198H217L219 195L216 196ZM221 194H222V193H221ZM227 194H229V193H227ZM239 194H236V196L239 195ZM244 194H245V193H244ZM6 195H7V194H6ZM6 195H5V196H6ZM10 195H13V193H12V194H9V196H10ZM20 195H21V194H20ZM30 195H32V194H30ZM45 195H47V194H45ZM49 195H50V194H49V192H48V195L45 196V198H46V197H47V198L49 197V199H48L47 201H49L50 198H52V196H53L54 194L52 195V193H51V195H50V196H49ZM111 195H112V196H111ZM122 195H121V198H122ZM133 195H134V194H133ZM142 195H144V194H142ZM170 195H171V193L169 194V196H170ZM200 195H201V194H200ZM202 195H203V194H202ZM229 195H230V194H229ZM234 195H235V193H234ZM245 195H248V193L245 194ZM5 196H4V197H5ZM58 196H59V195H58ZM60 196H61V195H60ZM66 196H68L69 198H66ZM66 196H65V199H66L65 201H67V199H69V200H73V199H74L73 196L71 197V196L68 195V194H67ZM75 196H74V197H75ZM93 196H95V195H93ZM174 196H173V198H175ZM178 196H179V195H178ZM191 196H190V197H191ZM193 196H194V195H193ZM227 196H228V195H227ZM230 196H231V195H230ZM230 196H229V197H230ZM2 197H3V196H2ZM2 197H0V199H1L0 202H4V198H2ZM16 197H17V196H16ZM61 197H62V196H61ZM70 197H71V198H70ZM77 197H76V199H78ZM80 197H81V196H80ZM80 197H79V199H80ZM82 197H83V199H85V194H83ZM88 197H89V194H88ZM128 197H130V196L128 195L127 198H128ZM170 197H171V196H170ZM182 197L186 198L185 195H183V196L179 197V199H180V198L182 199ZM187 197H189V196H187ZM194 197H195V196H194ZM198 197H199V196H198ZM206 197L208 198V196H206ZM211 197H212V196H211ZM223 197L225 198L224 195H223ZM259 197H260V196H259ZM24 198H26V197H24ZM35 198H36V197H35ZM43 198H44V197H43ZM95 198H96V197H95ZM102 198H104L105 200L102 199ZM125 198H126V197H125ZM150 198H151V197H150ZM176 198H177V197H176ZM209 198H210V197H209ZM219 198H220V200L223 199V198L221 199V196H220ZM246 198H247V197H246ZM255 198H256V197H255ZM262 198H264V197H262ZM262 198H261V199H262ZM27 199H28V198H27ZM32 199H34V197H33ZM83 199H81V200H83ZM91 199H93V197H92ZM113 199H115V198H113ZM123 199H124V198H123ZM131 199H132V197H131ZM170 199H171V198H170ZM179 199L177 198V201H178ZM226 199H229V198L226 197ZM243 199H245V198H243ZM16 200H17V199H16ZM24 200H25V199H24ZM28 200H29V199H28ZM28 200H27V202H28ZM34 200H35V199H34ZM36 200H37V199H36ZM40 200H41V199H40ZM40 200H39V201H40ZM45 200H46V199H44V202H47V201H45ZM89 200H90V199L88 198V201H89ZM120 200H122V199H120ZM129 200H130V199H129ZM175 200H176V199H175ZM175 200H174V201H175ZM207 200H208V199H207ZM248 200H249V198H248ZM256 200H257V199H256ZM7 201H9V200H6L5 202H7ZM11 201H12V199H11ZM20 201H22V200H20ZM39 201H38V202H39ZM52 201H53V200H52ZM52 201L50 200V202H52ZM85 201L87 202V200H85ZM135 201H136V200H135ZM152 201H153V200H152ZM154 201H155V200H154ZM180 201H181V200H180ZM211 201H212V200H211ZM258 201H259V200H258ZM12 202H13V201H12ZM22 202H23V201H22ZM38 202H37V203H38ZM40 202H41V201H40ZM44 202H43V203H44ZM70 202H71V201H70ZM76 202H80V201H75V202L73 203V205H74V204L77 205ZM121 202H122V204H123L125 201L123 202V200H122ZM150 202H151V201H150ZM155 202H156V201H155ZM212 202H213V201H212ZM228 202H229V201H228ZM248 202H249V201H248ZM23 203L25 204L26 201L23 202ZM31 203H32V202H31ZM43 203L41 202L40 204L43 205ZM87 203H88V202H87ZM169 203H170V202H169ZM186 203H189V202H186ZM232 203H233V202H232ZM235 203H236V202H235ZM249 203H250V202H249ZM255 203H256V202H255ZM255 203H254V204H255ZM11 204H12V203H11ZM11 204H9V205H11ZM13 204H14V203H13ZM16 204H17V203H16ZM45 204H46V203H45ZM64 204H65V202H64ZM83 204H84V203H83ZM89 204L91 205V203H89ZM99 204H96L97 207L99 206ZM128 204H129V203H128ZM128 204H127V205H128ZM165 204H167L166 199H165ZM165 204H164V205H165ZM189 204H190V203H189ZM215 204H216V203H215ZM229 204H230V203H229ZM252 204H253V203H252ZM3 205H6V204L4 203ZM26 205H27V204H26ZM26 205H25V206H26ZM30 205H31V204H30V202H29V205H27V206L29 207V209H30ZM32 205H33V204H32ZM32 205H31V207H32ZM42 205H40V207H42ZM50 205H51V203H50ZM84 205H85V204H84ZM90 205H89V207H90ZM94 205H95V204H94ZM94 205H92V206H94ZM170 205H171V204H170ZM172 205H173V202H172ZM190 205H192V204H190ZM213 205H214V204H213ZM225 205H226V204H225ZM261 205H262V204H261ZM13 206H16V205H13ZM21 206H22V205H21ZM27 206H26L24 209L21 207V209L25 210V209L27 208ZM44 206H45V205H44ZM62 206H63V205H62ZM62 206H61V207H62ZM85 206H87V204H86ZM124 206H125V205H124ZM130 206H131V205H130ZM177 206H178V205H177ZM177 206H176V208H177ZM199 206H200V205H199ZM204 206H205V205H204ZM209 206H210V205H209ZM220 206H221V204H220ZM229 206H231V205H229ZM229 206H227V208H228ZM253 206H254V205H253ZM18 207H19V206H18ZM23 207H24V206H23ZM47 207H48V206H47ZM76 207H77V206H76ZM97 207H90V208H92V210L90 209V210H91V212H90L91 215L88 214L89 217L95 214V213H93V212L98 210V209H96ZM100 207H98V208H100ZM102 207H103V206H102ZM122 207H123V206H122ZM145 207H146V206H145ZM148 207H149V206H148ZM154 207H155V206H154ZM167 207H168V206H165V208H167ZM170 207H171V206H170ZM174 207H175V206H174ZM174 207L172 206L171 208H174ZM197 207H198V206H197ZM201 207H202V206H201ZM205 207L208 209L207 205H206ZM221 207H222V206H221ZM225 207H226V206H225ZM225 207H224V208H225ZM12 208H14V207H12ZM12 208H10V209H11L10 212H12V210H13ZM15 208H16V207H15ZM34 208H35V207H34ZM34 208H33V209H34ZM104 208H105V206L103 207V210H104ZM135 208H136V207H135ZM181 208H182V206H181ZM202 208H204V207H202ZM218 208H219V207H218ZM224 208L222 207V211L224 210ZM237 208H238V207H237ZM245 208H246V207H245ZM3 209H5V208H3ZM10 209H9V210H10ZM48 209H49V211L47 210V212H50V206L48 207ZM93 209H95V210H93ZM100 209H102V208H100ZM124 209H125V208H124ZM124 209H123V211H124ZM147 209H148V208H147ZM220 209H221V208H220ZM225 209H226V208H225ZM240 209H241V208H239V210H240ZM246 209H247V208H246ZM23 210H22V211H23ZM27 210H28V209H27ZM31 210H32V209H31ZM103 210H102V211H103ZM107 210H108V209H107ZM107 210H105V211H107ZM129 210H130V209H129ZM170 210H171V209H170ZM170 210H169V211H170ZM175 210H176V209H175ZM184 210H185V209H184ZM192 210H193V209H192ZM208 210H209V211H207V212H210V211H211V208H209ZM213 210H214V209H213ZM237 210H238V209H237ZM242 210H243V212H245V211H244V207H243ZM1 211H2V209L0 210V212H1ZM3 211H5V210H3ZM3 211H2V212H3ZM7 211H8V210H7ZM22 211H21V214H23ZM28 211H29V210H28ZM44 211H45L44 213H46V210H44ZM80 211H81V212H80ZM80 211H78L79 214L77 213V215H79V216H80V213H82L83 210L81 209ZM98 211L100 212V210H98ZM123 211H122V213H124ZM171 211H172V210H171ZM171 211H170V212H171ZM177 211H178V210H176V214H177ZM179 211H180V209H179ZM181 211H183V210H181ZM181 211H180V212H181ZM189 211H190V210H189ZM196 211H197V210H196ZM201 211H202V210H201ZM246 211H248V210H246ZM10 212H8V213H10ZM14 212H15V211H14ZM14 212H13V214H14ZM29 212H30V211H29ZM31 212H32V211H31ZM108 212H109V211H108ZM126 212H128V211H126ZM126 212H125V214H126ZM172 212H173V211H172ZM190 212H191V211H190ZM254 212H255V211H254ZM73 213H75V212H73ZM96 213L98 214V212H96ZM102 213H103V212H102ZM102 213H101V215H102ZM214 213H215V211H214ZM227 213H228V211H227ZM262 213H264V212H262ZM46 214H47V213H46ZM48 214H50V213H48ZM52 214H53V213H52ZM52 214H51V215H52ZM54 214H56V213L54 212ZM99 214H100V213H99ZM99 214H98V215H99ZM174 214H175V212H174ZM180 214H181V213H180ZM185 214H186V213H185ZM192 214H193V212H192ZM203 214H204V213H203ZM217 214H218V213H215V215H217ZM240 214H242V213H240ZM1 215H3V213H2ZM1 215H0V218H1ZM11 215H12V214L10 213V217H11ZM28 215H30V214H28ZM34 215H35V214H34ZM37 215H38V214H37ZM98 215H95V216H97V218H98ZM110 215H113L112 212H111ZM120 215L122 216L123 214L120 213ZM169 215H171V214H169ZM169 215H168V217L171 218V216H169ZM189 215H191V213H189ZM189 215H188V216H189ZM194 215L197 216L196 213H194ZM211 215L213 216V214H211ZM215 215H214L213 217H215ZM218 215H219V214H218ZM233 215H234V214H233ZM17 216H18V217H21V216H19V215H15V218H16ZM38 216H41V215H38ZM48 216H49V215H48ZM70 216H72V215H69L68 217H70ZM82 216H83V215H82ZM95 216H92V219H91V217H90V218H89V217L86 218L85 216H84V217H85L87 220L92 221L93 218H95ZM99 216H100V215H99ZM124 216H125V215H124ZM179 216H181V215H179ZM221 216H222V215H221ZM227 216H228V215H227ZM248 216H249V215H248ZM260 216H261V215H260ZM29 217L32 218V213H31V215H30ZM29 217L27 216V218H29ZM35 217L37 218V216H35ZM51 217H53V219H54V216H51ZM84 217H83V218H84ZM101 217L103 218V216H101ZM150 217H151V215H150ZM172 217H173V216H172ZM191 217L194 218V216H192V215H191ZM201 217H203V215H202ZM204 217H206V214H205ZM204 217H203V220H204ZM219 217H220V215L217 217V219H220V220H221V219L223 218V217H222V218H219ZM228 217H229V216H228ZM27 218H25V217L23 218V217H22V218H20V220H21V219L27 220ZM33 218H34V217H33ZM33 218H32V223H33ZM44 218H45V217H44ZM74 218H76V219L78 218V219H79V217H74ZM74 218H73V219H74ZM88 218H89V219H88ZM97 218H96V219H97ZM102 218H101V220H102V222H103V224H104V220H103ZM110 218H111V216H110ZM120 218H121V217H120ZM132 218H133V217H132ZM182 218H183V217H182ZM195 218H197V217H195ZM195 218H194V219H195ZM225 218H226V217H225ZM225 218H224V219H225ZM231 218H232V217H231ZM233 218H234V216H233ZM235 218H237L236 215H235ZM262 218H264V217H262ZM45 219H46V218H45ZM45 219H44V221H45ZM73 219L70 220V221H72V224L75 222V221H74L75 219H74V220H73ZM115 219L117 220V218H114V221H115ZM124 219H125V218H124ZM127 219H128V218H127ZM163 219H164V218H163ZM167 219H168V218H167ZM188 219H189V218H188ZM194 219H193V220H194ZM209 219H210V218H209ZM209 219H208V220H209ZM212 219H213V218H212ZM212 219H211V220H212ZM215 219H216V218H215ZM217 219H216V220H217ZM226 219H228V218H226ZM226 219H225V220H226ZM248 219H249V218H248ZM253 219H254V218H253ZM28 220H31V219H28ZM46 220H47V219H46ZM50 220H52V219L50 218ZM50 220H48V223H51ZM56 220H57V219H56ZM58 220H59V219H58ZM58 220H57V222H56V225L53 226V227H56V228H57V226H58ZM64 220H65V219H64ZM66 220H67V219H66ZM66 220H65V222H66ZM87 220H86V221H87ZM99 220H100V219H99ZM101 220H100V221H101ZM108 220H109V219L106 220L107 223H108ZM118 220H119V219H118ZM118 220H117V221H118ZM122 220H123V219H122ZM169 220H170V219H169ZM172 220H173V218H172ZM180 220H181V219H180ZM180 220H179V221H180ZM189 220H192V218L189 219ZM195 220H196V219H195ZM203 220H202V223H203ZM208 220H207L206 223H208ZM216 220H215V221H216ZM220 220H218V221L220 222ZM233 220H234V219H233ZM7 221H9V220H7ZM12 221H13V219H12ZM14 221H16V219H15ZM14 221H13V222H14ZM18 221H19V220H18ZM18 221H17V223H18ZM40 221H41V219H39V222H40ZM49 221H50V222H49ZM79 221H80V220H79ZM89 221H87V222H88L89 224H91V226L89 225V227L87 228V230L85 231V233H82V234H78V233H79V230H77V228H76V229H71V228H75L76 226H74V225H72V226L69 225V227L71 226V228H70L71 231H72V230L75 231L76 234H75L73 231H72V232H73L75 235H78V236L74 239V242H73V239L71 240V242H73V243L70 245L71 248L69 247L70 249H72V247H74V249H75L74 252H73L74 249H72V250L69 249V250L71 251V252H70L71 255H70V254H69V255H70L72 258H71V259L68 258V259H69V262H70L71 264H75V263H76V262L74 263L73 260L78 261L77 264H141V263H140V260H144V258L142 259L144 252H143V253H140L139 251H141V250H139L138 252H136V253H138V254H142V257H139V261H138V259L136 258L137 256L134 257L132 253H131V254L128 253V252H129V249H127V248H128L127 244H129V242H130L129 240H131V238H130V237L132 236L131 234H129V235H130V237H129L130 239L127 240V243L125 242L126 245H125V244L123 245L124 247L127 246V248H125V249H126L125 251L128 250V252H127L126 254L131 255L130 257H128L127 255H125V253H124L125 251H124L119 245H117L118 242H115L116 244L113 242V243H114L113 245H111L112 243L110 244L111 241L108 242L109 240H108L107 238H110L111 235H113V236L115 237L114 234H118L117 231L114 232V231L112 230V232H114V234L111 233V235H110V237H109V236H108L109 234H107V231H108V228H109L110 225H108V224L106 223V224H104V226H100V227H99V225H101L102 222H100V223L98 222V223H99V225H98V223H97V221H96L95 223H97V225H96L95 228H94V227H93V222L91 223V222H89ZM94 221H95V219H94ZM109 221H110V220H109ZM111 221H112V218H111ZM114 221H112V222H114ZM125 221H127V220H125ZM128 221H129V220H128ZM132 221H133V220H132ZM132 221H131V222H132ZM176 221H178V220L176 219ZM181 221H183V220H181ZM187 221H188V220H187ZM200 221H201V220H200ZM230 221H232V220L229 219L228 222H227V220H226V222L228 223L227 226H226V223L224 222V220H221L220 226H221L222 228H220V227L218 226V227L220 228V230H222V229L225 230L226 227H227V230H225V231L223 230V231H222V232H223V235H224V232L228 231V229H230V231H231V229H232V228H230L231 226L228 228V225H230V224H229ZM235 221H237V220H235ZM242 221H243V220H242ZM251 221H252V223H253V220H252V219L249 220L248 223H250ZM256 221H257V220H256ZM259 221H260V220H259ZM262 221H264V220H262ZM22 222H23V220H22ZM27 222H28V221H27ZM41 222H42V221H41ZM65 222H64V223H65ZM76 222H77V221H76ZM76 222H75V223H76ZM133 222H135V221H133ZM133 222H132V224H135V223H133ZM171 222H173V221H171ZM210 222H211V221H210ZM222 222H224V223H222ZM232 222H233V221H232ZM237 222H239V221H237ZM244 222H246V221L244 220ZM260 222H261V221H260ZM9 223H10V222H9ZM20 223H21V221H20ZM25 223H26V221H25ZM64 223H62V225H63ZM75 223H74V224H75ZM78 223H79V225H80V222H78ZM95 223H94V224H95ZM115 223H116V221L113 223V225H114ZM127 223H128V222H127ZM175 223H176V222H175ZM182 223H183V222H182ZM188 223H189V221H188ZM213 223H214V221H212V224H213ZM216 223H218V222L216 221ZM261 223H262V222H261ZM26 224H27V223H26ZM30 224H31V222H30ZM54 224H55V223H54ZM103 224H102V225H103ZM120 224H122V221H121ZM124 224H125V223H124ZM132 224H131V225H132ZM136 224H137V223H136ZM167 224H168V223H167ZM169 224H170V223H169ZM169 224H168V225H169ZM198 224H199V223H198ZM204 224H205V222H204ZM204 224H203V226H204ZM209 224H210V223H209ZM224 224H225L226 227L224 226ZM243 224H244V223H243ZM8 225H9V224H8ZM17 225H18V224H17ZM22 225H23V224H21V226H22ZM32 225H33V224H32ZM32 225H31L30 227H33ZM39 225H40V224H39ZM39 225H37V226H39ZM79 225L77 226L78 228H79ZM111 225H112V224H111ZM131 225H130V226H131ZM156 225H158V224H156ZM159 225H160V224H159ZM164 225H165V224H164ZM189 225H190V223H189ZM200 225H201V224H200ZM214 225H216V224L214 223ZM222 225H223V226H222ZM232 225H233V224H232ZM245 225H247V223H245ZM253 225H254V224H253ZM262 225H264V224H262ZM6 226H7V225H6ZM11 226H13V225H11ZM14 226H16V222H14ZM44 226L46 227V225H44ZM64 226H65V225H64ZM107 226H108V228H107ZM115 226H116V225H115ZM134 226H135V225H134ZM134 226L132 227V228H133V230H132L133 232H134V230H135V227H134ZM172 226H174V225H172ZM176 226H177V224H176ZM197 226L199 227V225H197ZM197 226H196V227H197ZM211 226H212V225H211ZM234 226L236 227V225H234ZM7 227H8V226H7ZM17 227H18V226H17ZM28 227H29V225H28ZM50 227L52 228V226H50ZM80 227H81V225H80ZM121 227H122V229H123V226H121ZM124 227H125V225H124ZM155 227L157 228V226H155ZM161 227H163V226L161 225ZM204 227H205V226H204ZM204 227H203V228H204ZM213 227H214V226H213ZM218 227H214V228H218ZM223 227H224V228H223ZM232 227H233V226H232ZM235 227H234V228H235ZM251 227H252V226H251ZM260 227H261V226H260ZM20 228H21V227H20ZM43 228H44V227H43ZM43 228H42V226H40V229H42V231L44 230ZM46 228H47V227H46ZM48 228H49V227H48ZM56 228H55V229H56ZM58 228L60 229L59 226H58ZM65 228H66V227H64V230H65ZM83 228H84V227H83ZM164 228L166 229V227H164ZM193 228H195V227H193ZM199 228H200V227H199ZM203 228H202V229H203ZM214 228H213V229H214ZM219 228H218V230H216V229H214V230H216V231H218V233H220ZM243 228H244V225H243ZM254 228H255V227H254ZM5 229H6V228H5ZM14 229H15V228H14ZM22 229H23V228H22ZM22 229H21V230H22ZM29 229H31V228H29ZM38 229H39V228H38ZM40 229H39V231H41ZM112 229H113V227H112ZM118 229H119V227H118ZM124 229H126V227H125ZM174 229H175V228H174ZM200 229H201V228H200ZM200 229H199V230H200ZM207 229H208V228H207ZM252 229H253V228H252ZM260 229L262 230V229H264V228H259L258 230H260ZM10 230L13 231V232L18 231V229H17L16 231H14V230H12V229H10ZM19 230H20V229H19ZM21 230H20V231H21ZM48 230H49V229H48ZM52 230H53V229H52ZM52 230H50V231H52ZM64 230H63V231H64ZM68 230H69V229H68ZM76 230H77V232H76ZM114 230H115V229H114ZM155 230H157V229H155ZM159 230H160V229H159ZM166 230H167V229H166ZM204 230H206V229H204ZM204 230H203V233H202V234H204V235L201 234V230H200L199 232L197 231V234L200 233V236H199V235H198V236L202 239V240H201V239L198 238L199 241H200V240H201V241H203V240L205 241V240H206V237L208 236V233H205L206 231H204ZM209 230H211V229H209ZM209 230H208V232H209ZM235 230H236V229H234V230H232V231H235ZM255 230H256V229H255ZM6 231H7V229H6ZM6 231H5V232H6ZM20 231H19V233H20ZM50 231H49V232H50ZM53 231H54V230H53ZM58 231H59V230H58ZM118 231H119V230H118ZM122 231H123V230H122ZM128 231H130V230H128ZM151 231H152V233H153L152 235H154L153 230H151ZM151 231H149V232L151 233ZM171 231H172V229H171ZM187 231H189V230H187ZM212 231H213V230H212ZM230 231H229V232H230ZM232 231H231V233H232ZM237 231H238V230H236L234 233H237ZM242 231H243V230H242ZM251 231H252V230H251ZM27 232H28V231H27ZM43 232L45 233L46 230H44ZM43 232H42V234H41L42 236H43ZM54 232H55V231H54ZM54 232H53V233H54ZM65 232H67V229H66ZM69 232H70V231H69ZM108 232L110 233V231H108ZM116 232H117V233H116ZM120 232H121V231H120ZM126 232H127V231H126ZM126 232H125V233H126ZM158 232H159V231L157 230V233H158ZM175 232H176V231H175ZM222 232H221V234H222ZM229 232L225 233V235L228 234ZM245 232H246V231H245ZM2 233H3V232H2ZM7 233H8V232H7ZM7 233H6V235H7ZM28 233H29V232H28ZM46 233H47V232H46ZM46 233H45V234H46ZM55 233H56V232H55ZM58 233L60 234V232H57L56 234H58ZM63 233H64V232H63ZM123 233H124V232H123ZM131 233H132V232H131ZM150 233H149V234H150ZM169 233H170V232H169ZM184 233H187V232L185 231ZM209 233L211 234V232H209ZM218 233H217L216 236H217V237H220V235H219ZM252 233H253V232H251V234H252ZM254 233H255V232H254ZM15 234H16V233H15ZM47 234H48V233H47ZM50 234H52V233H50ZM56 234H55V235H56ZM74 234H71V235L73 236ZM106 234H107V235H106ZM126 234H127V233H126ZM147 234H148V233H147ZM149 234H148V235H149ZM160 234H161V233H160ZM163 234H164V233H163ZM166 234H167V233H166ZM173 234H174V232H173ZM176 234H177V233H176ZM205 234H206V236H205ZM242 234H244V232H243ZM245 234H246V233H245ZM245 234H244V235H245ZM247 234H248V233H247ZM261 234H262V233H261ZM1 235H2V234H1ZM25 235H26V234H25ZM60 235H61V234H60ZM60 235H59V238H60ZM64 235H65V234H63V237H65V238L62 237L63 240H62V239H59V238H58V235H57L56 238L58 239V241H57V240H56V241L61 243V240H62V244H63V243H64V244L67 243V245H68V242L70 241V240H69L70 237L73 238V237L75 236V235H74L73 237H72V236H69V237L66 238V235H65V236H64ZM68 235H70V233L67 232V236H68ZM79 235H81V237H85L84 240H82V238H80ZM152 235H151V236H152ZM170 235L172 236L171 233H170ZM182 235H183V233H182ZM185 235H186V234H185ZM185 235H183V236H185ZM187 235H188V233H187ZM187 235H186V238H185V239H187ZM213 235H214V233H213ZM244 235H243V236H244ZM254 235H255V234H254ZM254 235H252V236H254ZM256 235H257V234H256ZM256 235H255V236H256ZM10 236H11V235H10ZM17 236H19V235H17ZM17 236H16V238H17ZM29 236H30V235H29ZM38 236H39V234H38ZM42 236H41V238H42ZM45 236H46V235H45ZM47 236H48V235H47ZM51 236H52V235H51ZM61 236H62V235H61ZM101 236H102V237H101ZM119 236H121V235H119ZM119 236H118V237H119ZM124 236H127V235H124ZM124 236H123V237H124ZM140 236L143 237L142 234H141ZM149 236H150V235H149ZM155 236L157 237L158 235H155ZM159 236H160V235H159ZM166 236H167V235H166ZM190 236H191V235H189L188 237L190 238ZM216 236H214V237L217 238ZM221 236H222V235H221ZM226 236H227V235H226ZM229 236H232V237H233V233H232L231 235H230V234L228 235V238H232V237H229ZM236 236H237V235H236ZM250 236H251V235H250ZM250 236H249V237H250ZM257 236H259V234H258ZM4 237H5V236H4ZM6 237H8V235H7ZM14 237H15V236H14ZM22 237H23V235H22ZM54 237H55V236H54ZM78 237H79L80 239L77 241ZM103 237H104V239H103ZM106 237H107V238H106ZM114 237H113V238H114ZM116 237H117V236H116ZM116 237H115V238H116ZM121 237H122V236H121ZM123 237H122V238H123ZM138 237H139V236H138ZM191 237H192V236H191ZM195 237H196V236H195ZM208 237H209V236H208ZM210 237H212V235H211ZM210 237L208 238L209 240L212 239V238H210ZM214 237H213V239H214V241H215V238H214ZM1 238H2V236H1ZM24 238H27V237H24ZM32 238H33V237H32ZM36 238H37V237H36ZM41 238H40V237L37 238L38 240L35 239L36 241H38V242H36V243H39V245L37 244L38 247L40 246V243H41V242H39V240H40ZM45 238H47V237H45ZM51 238H52V237H51ZM51 238H48V239H51ZM56 238H54V239H56ZM68 238H69V239H68ZM98 238H99V240H98ZM115 238H114V240H115ZM125 238H126V237H125ZM135 238H136V237H135ZM151 238H152V237H151ZM157 238H158V237H157ZM157 238H156V239H157ZM159 238H160V237H159ZM170 238H171V237H170ZM181 238H182V236H181ZM189 238H188V239H189ZM196 238H197V237H196ZM223 238H224V237H223ZM228 238H227V239H228ZM233 238H234V237H233ZM233 238H232V239H233ZM4 239H5L6 242H7V238H4ZM10 239H11V238H10ZM65 239H67V240H69V241L67 242V240L65 241ZM100 239H101L102 241H100ZM105 239L108 240L107 242H108L109 244H108V243H107V244H108L109 246H108V245L106 246V243H105V245L102 247V244H103L102 242H103ZM117 239H118V238H117ZM123 239H124V238H123ZM136 239H137V238H136ZM143 239H144V238H143ZM168 239H169V238H167V240H168ZM179 239H180V238H179ZM185 239H183V240H185ZM188 239H187V240H188ZM225 239H226V237H225L223 240H225ZM227 239H226V240H227ZM257 239H258V238H257ZM1 240H2V239H1ZM8 240H9V238H8ZM12 240H14V239H12ZM15 240H16V239H15ZM23 240H24V239H23ZM26 240H27V239H26ZM29 240H30V238H29ZM31 240H32V239H31ZM31 240H30V241H31ZM106 240H105V241H106ZM137 240H138L137 242H140L139 239H137ZM180 240H181V239H180ZM187 240H186V241H187ZM190 240L194 241V240L191 239V238H190L188 241H190ZM196 240H197V239H196ZM223 240H220V241H223ZM244 240H245V239H244ZM253 240H254V239H253ZM40 241H41V240H40ZM56 241H55V242H56ZM75 241H77V242H75ZM141 241H142V240H141ZM157 241H158V239H157ZM201 241H200V242H201ZM28 242H29V241H28ZM31 242H32V241H31ZM57 242H56V243H57ZM122 242H124V241H122ZM137 242H135V243H137ZM171 242H172V239H170V243H171ZM211 242H212V241H211ZM218 242H219V241H218ZM244 242H245V241H244ZM7 243H8V242H7ZM60 243H59V244H60ZM148 243H149V242H148ZM153 243H154V241H153ZM153 243H152V244H153ZM155 243H156V242H155ZM168 243H169V240L167 241V244H168ZM173 243H174V242H173ZM173 243H172V244H173ZM187 243H188V242H186V244H187ZM195 243H197V241H196ZM204 243H205V242H204ZM204 243H203V244H204ZM212 243H213V242H212ZM221 243H222V242H221ZM221 243L219 242V244H221ZM227 243H228V242H227ZM235 243H236V242H235ZM12 244H14V243H12ZM27 244H28V243H27ZM30 244H31V243H30ZM42 244H43V243H42ZM44 244H45V243H44ZM46 244H48V243H46ZM46 244H45V245H46ZM64 244H63V246H65ZM132 244H134V243H132ZM149 244H150V243H149ZM172 244H169V245L172 246ZM174 244H176V242H175ZM186 244H185V245H186ZM197 244H198V243H197ZM219 244L217 243V246H218ZM255 244H256V243H255ZM24 245H25V244H24ZM55 245H56V244H55ZM55 245H54V246H55ZM134 245H135V244H134ZM141 245H142V244H141ZM156 245H157V244H156ZM165 245H166V244H165ZM181 245H182V244H181ZM189 245H190V244H189ZM207 245H208V244H207ZM239 245H240V244H239ZM258 245H259V244H258ZM57 246H59V245L57 244ZM57 246H55V247H57ZM160 246H161V244H160ZM173 246H174V245H173ZM173 246H172V248H173ZM175 246H176V245H175ZM199 246L201 247V245H198V247H199ZM241 246H242V245H241ZM241 246H240V247H241ZM253 246H254V245H253ZM253 246H252V247H253ZM259 246H260V245H259ZM259 246L257 247L258 250H259L260 247H261V249H264V245H262V246H260V247H259ZM6 247H7V246H6ZM11 247H13V245H12ZM35 247H36V246H35ZM38 247H37V248H38ZM41 247H42V246H41ZM45 247H46V246H45ZM59 247H60V246H59ZM146 247H147V246H146ZM150 247H151V245H148V248H147V249H151ZM166 247L169 248V246H165V249H166ZM184 247L186 248V246H184ZM193 247H194V246H193ZM196 247H197V246H196ZM200 247H199V248H200ZM202 247H203V246H202ZM205 247H206V245H205ZM8 248H9V247H8ZM31 248H32V247H31ZM61 248H62V246H61ZM65 248H66V246H65ZM141 248H142V246H141ZM153 248H154V244L152 245V249H153ZM236 248H237V247H236ZM249 248H250V247H249ZM255 248H256V247H255ZM255 248H254V249H255ZM6 249H7V248H6ZM11 249H12V248H11ZM11 249H10V250H11ZM20 249H21V248H20ZM20 249H19V250H20ZM26 249H28V248L26 247L25 250H26ZM39 249H40V248H39ZM43 249H44V248H43ZM56 249H57V248H56ZM131 249H133V247H132ZM142 249H143V248H142ZM147 249H146V250H147ZM173 249H174V248H173ZM175 249H176V247H175ZM175 249H174V253H175ZM195 249H196V248H195ZM195 249L193 250L194 254H196V253H195V251H196ZM197 249H198V248H197ZM207 249H208V248H207ZM225 249H226V248H225ZM252 249H253V248H252ZM0 250H1V248H0ZM28 250L30 251V249H28ZM36 250H37V249L34 250V251H35V254H36V252L38 251V250H37V251H36ZM54 250H55V249H54ZM61 250H62V249H61ZM136 250H137V249H136ZM136 250H135V251H136ZM155 250H156V249H155ZM160 250H161V249H160ZM200 250H201V248H200ZM200 250H199V251H200ZM231 250H232V249H231ZM247 250H248V248H247ZM7 251H8V250H6V253L9 252V251H8V252H7ZM12 251H13V249H12ZM29 251H28V252H29ZM41 251H43V250H41ZM76 251H77V252H76ZM150 251H151V250H150ZM208 251H210V250H208ZM211 251H212V250H211ZM219 251H220V250H219ZM235 251H236V250H235ZM256 251H257V249H256ZM256 251H255V252H256ZM259 251H260V250H259ZM14 252L16 253V250H14ZM14 252H13V253H14ZM20 252H21V251H20ZM23 252H24V251H23ZM39 252H40V250H39ZM59 252H60V250H58V254H59ZM72 252H73V253H72ZM75 252H76V253H75ZM147 252H148V250H147ZM153 252H154V251H153ZM166 252H167V251H166ZM185 252H186V251H184V253H185ZM196 252H197V251H196ZM204 252H205V251H204ZM204 252H203V253H204ZM252 252H253V251H251V253H252ZM261 252H264V251L261 250L260 253H261ZM21 253H22V252H21ZM37 253H38V252H37ZM44 253H45V252H44ZM44 253H43V257L45 256ZM46 253H48V252L46 251ZM55 253H56V252H55ZM151 253H152V251H151ZM156 253H157V252H156ZM156 253H155V254H156ZM160 253H161V252H159L158 254H160ZM167 253H168V252H167ZM167 253H166V254H167ZM177 253H178V251H177ZM179 253H180V254H183V253H181V252H179ZM187 253H188V252H187ZM198 253H199V252H198ZM198 253H197V254H198ZM210 253H211V252H210ZM245 253H246V252H244V254H245ZM247 253H248L247 255H250V256H251V253H250L249 251H248ZM249 253H250V254H249ZM257 253H258V252H257ZM0 254H1V253H0ZM2 254H3V252H2ZM4 254H5V253H4ZM9 254H10V253H9ZM11 254H12V253H11ZM24 254H25V252H24ZM24 254H21V255H24ZM26 254H27V253H26ZM26 254H25V255H26ZM58 254H57V255H58ZM75 254H76V255H75ZM149 254H150V253H149ZM168 254H169V253H168ZM168 254H167V255H168ZM180 254H179V256H180ZM190 254H191V252H190ZM205 254H206V253H205ZM214 254H215V253H214ZM218 254H219V253H218ZM253 254H254V252H253ZM253 254H252V255H253ZM6 255H7V254H6ZM27 255H28V254H27ZM29 255L32 256V254H30V253H29ZM54 255H56V254H54ZM54 255H53V251H52V252H51V256L55 258ZM65 255H66V254H65ZM72 255H75L74 257H75V258L77 257L78 259H73L74 257H73ZM77 255H78V256H77ZM150 255H151V254H150ZM161 255L163 256V251H162ZM161 255H159V257H158V255H157L158 258H157L156 255H155L156 259H155V257H153V255H152V257H153L154 259H153L152 257H150V256H146V258L149 259V262L151 261L150 264H152V263L155 264L157 259H160V260H161V257H160ZM173 255H174V254H173ZM176 255H177V254H176ZM176 255H174V256L176 257L175 259H176V261H177V260L179 261V259L182 258V257L179 258V256L177 255V256H178V257H177ZM185 255H186V254H185ZM203 255H204V254H203ZM211 255H212V253H211ZM247 255H246V256H247ZM261 255H262V254H261ZM49 256H50V255H49ZM51 256H50V258L52 259ZM59 256H60V255H59ZM70 256H69V257H70ZM174 256L169 257V255H168V258H166V257L164 256V257H163V261H166V260L168 259V261L171 262V261L174 259V258H173ZM183 256H184V254H183ZM215 256H216V255H215ZM219 256H220V254H219ZM222 256H223V255H222ZM243 256H244V255H242V256L240 255V258L243 257ZM250 256H249L248 258H251V263L253 262V261H252L253 258H255L257 261L260 260L259 258L257 259L256 256H255V257L252 256L253 258L250 257ZM6 257H8V255H7ZM32 257H33V256H32ZM41 257H42V256L40 255V259H43V258H41ZM65 257H67V256H65ZM190 257H191V256H190ZM193 257H194V256H193ZM195 257H196V255H195ZM195 257H194V258H195ZM212 257H213V256H212ZM244 257H245V256H244ZM244 257H243V259H244ZM261 257H262V256H261ZM261 257H260V258H261ZM46 258H47V257H45V258L43 259V260H45V262H46ZM57 258H58V256H57ZM135 258H136V259H135ZM150 258H151V260H150ZM169 258H170V259H169ZM171 258H173V259H171ZM177 258H178V259H177ZM219 258H220V257H219ZM219 258H217V259H219ZM223 258H224V257H223ZM223 258H222V259H223ZM234 258L237 260L238 257L236 258L235 256H233L231 259H234ZM246 258H247V257H246ZM248 258H247V259H248ZM262 258H264V257H262ZM6 259H7V258H6ZM15 259H16V257H15ZM15 259H14V260H15ZM18 259H20V258H18ZM18 259H16V260H17V261H20V260H18ZM47 259H49V258H47ZM59 259H60V258H59ZM61 259H62V258H61ZM65 259H66V258H65ZM164 259H166V260H164ZM192 259H193V258H192ZM213 259H214V257L211 258V256H210V259L208 258V262H206V263H207V264H208V263L210 264V262H211V264L214 263V262H212ZM217 259H216V260H217ZM228 259H229V260H228ZM238 259H239V258H238ZM247 259H246V260L244 259V261L241 262V264H244V262H246ZM16 260H15L14 262H17ZM70 260H72V261H70ZM190 260H191V258H190ZM200 260H201V259H200ZM209 260H210V262H209ZM223 260H224V259H223ZM226 260H227V261H230V264H231V262L233 261V260H230V258H227ZM236 260H235V261H236ZM253 260H254V259H253ZM256 260H255V261H256ZM24 261H25V260H24ZM24 261H23L22 263H24ZM56 261H57V260H56ZM67 261H68V260H67ZM137 261H138V263H137ZM168 261H166V262H168ZM178 261H177V262H178ZM227 261H226V264H227ZM235 261H233L232 264H235V263H234ZM239 261H240V260H239ZM255 261H254V262H255ZM257 261H256V263H254V264H258ZM42 262H43V261H42ZM49 262H50V260L48 261V263H49ZM58 262H59V261H58ZM69 262H68V263H69ZM72 262H73V263H72ZM142 262H143V261H142ZM173 262H174V260H173ZM180 262H181V261H180ZM220 262L223 264L222 261H220ZM220 262H219V260H218V263H219V264H221ZM258 262H259V261H258ZM48 263H47V264H48ZM51 263H52V262H51ZM54 263H55V261H54ZM54 263H52V264H54ZM60 263H61V262H60ZM62 263H63V262H62ZM64 263H65V262H64ZM66 263H67V262H66ZM70 263H69V264H70ZM143 263H144V262H143ZM143 263H142V264H143ZM218 263H216V264H218ZM224 263H225V262H224ZM246 263H247V262H246ZM248 263H250L249 259H248ZM248 263H247V264H248ZM251 263H250V264H251ZM14 264H15V263H14ZM16 264H20V262H19V263H16ZM24 264H32V262H28V263H24ZM49 264H50V263H49ZM55 264H57V263H55ZM159 264H162V263H160V261H159ZM165 264H166V263H165ZM169 264H170V263H169ZM179 264H180V263H179ZM188 264H189V263H188ZM203 264H204V263H203ZM236 264H237V262H236ZM259 264H260V263H259Z\"/></svg>",
	"mask_w": 264,
	"mask_h": 264
}]
</instances>
